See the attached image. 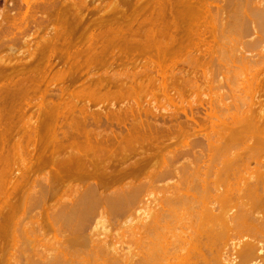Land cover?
Returning <instances> with one entry per match:
<instances>
[{
	"label": "bare ground",
	"instance_id": "1",
	"mask_svg": "<svg viewBox=\"0 0 264 264\" xmlns=\"http://www.w3.org/2000/svg\"><path fill=\"white\" fill-rule=\"evenodd\" d=\"M71 1L76 6L70 5L69 7H71V6L73 8L77 7L78 10H80V11L82 10V8L86 9V7H88V5L86 4V0H71ZM90 1H92L90 4H92L93 0H90ZM119 1L113 0V3L112 2H109V4L106 3L107 9L110 10V13L112 15L109 17H111V18L113 17L114 20L118 17L117 14L119 15V13H121L122 14L121 16H124L125 13L127 12V10L125 12L124 4L127 3L126 1H128V0H126L125 3H123L124 0H121L123 2H119ZM166 1L167 0H165V1L161 0L162 4H163V2L167 3L169 0L167 2ZM58 2H59V0H0V47H2L3 45H6L9 48L8 50H12V52H15V51H13L14 47L15 48L18 47L20 49L26 48V50H25V52H27L26 55H25V52L22 54H24L25 56H29V58H30L31 56H33L32 53L34 50L33 51L31 50L32 52H30L29 47L32 46L33 44L36 45V43H38V44L41 43L40 45H36L37 46L36 49L40 48V49H38V51L42 52L43 50H41V48H44V47H42L43 42H37L36 38H34V36L37 33L33 35V32L39 31L38 29L41 28L42 25L45 27L43 29L46 31L48 30V32H49V30L52 32V30L55 29L56 26L54 27V24L55 23L57 24L58 19H55V17H51L50 15L52 14V10L55 7L56 8H57V6L60 7L58 5L59 4ZM135 2H136V0H135ZM141 2H144V0ZM145 2H146V0H145ZM145 2L143 4L147 3V2L146 3ZM153 2L157 3V6L158 5L160 6V3H159L160 0H154ZM169 2L167 3V6H169L170 4L171 5L169 6V8H167L169 10L167 11V14H165V15H168V18L164 17V19L167 18L168 20H170L169 15H172V13L169 12L170 8L172 9V6H174V4L178 2L180 4V6H178V7L176 6V8L178 10H179V7H181V6L183 7L185 5V7L182 8L183 11H181V8H180L179 14L181 15V13H182L183 14L182 17H183L184 13H185V17L187 16L185 19L189 18L188 19L189 22H188V20L186 22L185 19H184L185 23L182 22L183 19H181L179 16H177L178 10L175 9V7L172 9V10L175 9L173 11V13L175 14V11L177 12V14H175V16L177 18L179 17L178 23L181 19L182 23L181 22L180 23L181 24L187 23V25L181 26V24H178V23H176L174 25L173 24L169 25L170 21H168L167 19H166L167 22L165 20H163L161 17L164 15V13L166 11L162 12V10L164 8L163 9H161V8L167 7L165 5L164 6L161 5L162 6V7L160 6L161 8L158 6L159 8L158 9L156 8V9L159 11H157L155 8L151 9L152 8L151 6H153L154 3L151 6L147 3L146 5H144V7L141 8V10H146V7H147L149 11L148 10H146V11H148V13H149V18L150 17L154 18V21L152 18H151L152 21H150L151 19L149 20V18L145 17L147 20H149L148 24H149V22L150 23L156 22V24L153 23L155 25V27L153 25V28L155 29V31L153 30L152 25H151L150 29H152L153 32H151V30H150V33H148V34H150V36L152 35L151 37H153V39H154V36L157 37V34H159L158 32H160L158 37H160L161 33L164 32V34L162 33V36L164 38H162V36H161L159 39H162V40L164 39L167 41L169 40L171 42H169V41L168 42L172 44L173 43L172 41H174V43H175V40H174L175 38L173 36L174 35L176 36V34H174V32L177 30H175V31H173V33L171 32L169 34V36L171 35L169 37V38H171V40H170V39H167L168 36L166 35L169 33V32L168 33L166 32L168 30V27L173 29V26H174V29H180V27H179V25H180L181 29L183 27H184L183 28L184 30L187 28V30H185V31L180 29V32H179L180 34H182V31H183V36H182V41L184 40V42H183L184 44L182 43L183 47L181 46V41L179 39H177V37H176L177 41L175 44H177V42L179 41L178 46H180V47H178V46L177 47L179 49L183 50V52L180 51L178 48L176 49L174 47V46H176V45H174V43H173L174 46L172 47V45H170L167 41H165V42H167L169 47H171L172 49L174 48L172 50L171 48H169L166 45L164 40L161 43L160 40L151 39L148 34H147L148 37L146 36L147 40L145 39V37H144L145 40L144 39L142 40V43H144V45H142L141 42L138 43V44L142 45V48L140 46H138L141 49H138V47H134L135 49L136 48L138 49V51H137L138 53H141V55H139V56H143V58H145L144 62L142 61V59H143L142 57H141L142 59L138 58L139 56L137 55L138 54L137 52L134 53L132 51L133 55H137V56H135V58L137 57L136 59L140 60L139 64L140 63L142 64V62L144 63V65H142L143 68H147L148 66H146V64L150 63L149 67L151 68V71L153 70L154 74H156L158 72L157 74H159L158 76L160 78L156 77L157 78L156 79L155 75L153 73H152L153 75L150 73L151 72L150 68L149 69L147 68L146 71L143 68H142V70H140L141 65L138 66L140 69L136 68V70H138V71H136L135 70V67H137L136 62L138 63L139 60L137 61L135 58L132 57L133 55L131 53H129L128 50L123 49V48H122V50H124V51L126 50L125 52L124 51L123 52L125 54L128 53V55L133 58L135 67H133L134 64H132L133 60H130L131 57H129V56L126 57V55L121 56L122 54L120 55V52H119L118 57L120 59L119 62L122 61L121 62L122 64H121V63L115 61L118 59L115 58V60H114V57H116V55L114 53H111L112 51L111 52L109 51V53L114 54L113 58L111 55L110 61L112 60V62L115 61V63H117V64L119 63V65L114 63L115 65H117V67L120 65H121L120 67H122V66L126 67L129 65L128 68H129V70H131V73L129 75H127L129 73V70L127 67H126L127 68L126 72H125L126 68L124 69V71H122L123 70L122 69L120 72H116V73L123 74L122 72L127 73V71H128L127 74H124L125 78H123L124 75H123V77L119 74L117 75L115 73V70L113 69L114 67H112L113 73L116 74L118 76V78L121 76L120 79H122V80L124 79V81H125V82L123 81V83H121L122 85H119L122 80L120 81V79H119V82H118L115 79L116 76L111 75L112 73L111 74L109 73V75H111L112 77L114 76L113 79L116 80L115 84L119 85L118 88H114V89H112V87H110L113 91L111 89L110 90L114 93L115 96H113L112 92L108 93V91H109L108 88H106L107 89L106 90L104 87V84L106 85V83L109 82L108 80H111V77L109 75L108 76L106 75V77L107 78L109 77V79H107V81H105L106 83L104 82V80H106V77H105V75H104V77H102L101 75L105 74V72H102V74H101V72L97 71L101 74L100 75L98 73L101 76V78L99 77L100 79H98V77L95 76L97 79L95 78L96 81L93 80V84L89 82L88 77H87L88 79L86 78V81H88L90 83L89 87L92 84L89 92L90 93L92 92V95L90 96V98L93 102H99L101 99H103V98L96 99V96L101 95L104 97L103 92L105 90V91H107L105 95H107V93H108V96L112 95L113 99H114V97L115 98L119 97L116 101L117 104L119 102H121V101H118L120 99L122 101L123 100L127 101L128 104L130 101L131 106L129 105V107H128L127 102L123 101V103H120L121 105L116 104L118 107H120V108H117L116 106H114L115 103L112 104V101L110 100L112 98L110 96L109 97L110 99L105 97V99H103V100H105V101L110 100L111 103H109L110 101H108V103L110 105L112 104L116 110L112 109L113 108L112 105L111 106L108 105L110 107H108V106L107 107L112 109V110L109 109L110 110L109 112L107 111L108 109L107 110L105 109V111H106V113H105V112H103V110H104L103 109L102 110L103 113H102L101 109H100V111L98 109L97 111L96 110L91 111V113L90 112L86 113V111H85V115H84V109L83 108H85V107L83 106V108L79 107V111H80V108H81V110L83 109L82 111H80L83 116H81L80 113H77L78 115L80 114V116H78L75 112V109H77V107L79 105L74 104V106H73V104H72V107L70 105H68V104L74 103L73 101H74V99H76V96L74 94H72L75 96V98L73 99L72 102H70L68 104L66 103L65 107H67V108L63 107L62 110L64 111L67 109L65 111V113L66 112L70 113V111H68V110H71L73 108L74 111L71 110V112H73L72 113L73 116L75 114L76 115L75 117H79V118H76V119H75V117L72 118V114H70V117H71L70 118L68 113H66L68 115V116L67 115L66 116L68 118H70L69 119L70 121L68 122V119L64 120L65 117L59 116V115H61V113H62V115L64 114V116H65V113L63 111L61 112V108L60 107L58 108V105H57V107H55L56 109L52 107L55 110V111H53V109H52V111L55 113L58 112L57 113L58 116L55 113H53L51 110L48 113V109H47V114L50 115V113L52 112L51 117L56 118V116H57L56 119L52 118V120L54 122H55V120L57 121V119L60 117L62 120L58 119L59 123L63 122V124H64V122L66 121L65 124L67 123V125L64 124L65 125L64 127L66 128V126H67V128L65 130H61V128L63 127V126L61 127V125H63V124H61V123L58 124V122H56V124H54L53 121L50 122V119L49 120L46 119L47 115H46V102H45L46 98L45 97H46V94H48L46 91L47 88H45L46 86H44L43 88L39 87V85L41 86V84L45 83L44 79H46V77L44 78V76H46V73L44 76L42 74H40L43 77L39 76L40 79L44 78L42 80L44 83L43 82L41 83L40 81H39L40 83H37L38 82L37 81L36 82L37 84H36L35 81L34 82L32 81V79L34 78V77H32L31 80L28 79L29 80L28 82L22 81L23 83H20L17 85L14 83V82H17L15 80L13 83L17 86L16 88L14 87L13 83L7 82L8 84H12L14 88L12 87L10 89V87H11V85H10V87H8V90H6L7 87L5 85V92H6L7 97L5 98V96H4L3 99H5V100L7 99V102H6V104L4 103V105L6 107H8L9 110H11V107L14 105L12 103H16L15 102L16 99L18 100V98H21L19 100H22V102H23V99L25 100V98L27 96L29 98V92H30L29 90H37L38 93L33 92V94L34 93H35V95L38 94L39 96L38 95L37 96L40 98L36 97L37 99H39V100H37V102L38 101L39 102L36 103L37 106L36 105L33 106V105H31V103H29L30 101L29 102L26 101L25 103H26L27 107H25V110H22L23 111V113L21 112L22 115L19 113V111H21V110L18 111V113L21 116L20 117L19 115H17V117L18 116L20 117V119L18 118L19 122L21 120L23 122L21 121L20 124H18L19 126L14 124V126H16L17 128H15L13 126V122L15 123L16 121L15 120L13 121L12 115H10L12 111L10 112V111L6 110V111H8L7 112L8 115L6 117H4L6 125L2 129H4L6 127L4 129V131L6 133H8V132L11 133L12 132L11 130L14 128V130H13V131H15L14 134L12 132L10 135L13 134L15 136V135L19 134L16 138L17 141H15V143L12 142V140L15 139V137L13 135H12L13 139L10 137L9 138L7 137L8 138L7 139L4 136L5 132L2 129H0L2 132H4V133H2V138H1V134H0V139H3L5 137L4 139L11 140V142L14 143V144H12L10 141H6L3 139L4 142L6 141L5 142L6 146H7L8 142L11 144H8V146H7L8 148L3 147L4 143H2V145H1L2 147L0 146V264H264V45H263V43H264V0H188V1L187 0H184V1L173 0L172 3L170 2V4H169ZM188 2H190V3H188ZM70 3L71 2H69L68 4H70ZM150 3H152V0ZM178 3L175 5H178ZM213 3H215L214 7L211 6ZM128 4H130V3L128 2ZM187 4H189V5H187ZM101 5H103V4H101ZM134 5H136V4H134ZM98 6H97V8H99ZM141 6H142V3H141ZM155 6H156V4H155ZM187 6H189V7H187ZM66 7L68 8V6H66ZM136 7H138V6H136ZM149 7H150V9H149ZM77 8L75 9L76 11H77ZM150 10L153 11V13H152L153 15H150L151 14L150 12H152ZM164 10H166V9H164ZM72 11H73V9H72ZM80 11H78V12H80ZM156 11H157V13L155 14ZM103 12H104V10H103ZM76 13L77 12H74V15ZM83 14H79V15H81V17H82ZM143 14H147V12H144ZM154 14H155V16H154ZM186 14H188V15H186ZM49 16L51 17V19L54 18V20L57 21L54 24L53 23L50 24V25L53 24L52 25L53 27L51 26L53 29L51 27H50V29H48L49 28L48 26H50L49 22L52 21L51 19L49 21V18H50ZM175 16L174 17H173V15L171 16V18L174 20L173 21L174 23H175V20L177 19ZM136 17H138V16H136ZM82 18H81V20H82ZM113 18L111 19L112 20L111 23H117L118 20L116 19L115 20L116 22H114ZM174 18H176V19H174ZM119 19L121 21V18H119ZM131 19L134 20L132 17H130V20ZM146 19H144V17H143V20H141V21H144L143 22L144 24L141 22L142 23V24L140 23L141 26L145 25ZM161 19L163 20L164 26H162L163 24H161L162 23ZM172 19H171V21H172ZM200 19L201 20L203 19V21L201 23L199 22V21H201ZM156 20H158V21H156ZM120 21H118V22H120ZM125 21L127 22V20H125ZM136 21H138V20H136ZM159 21H161V22H159ZM90 22H93V21H90ZM45 23L48 24V26L44 25ZM122 23H124V22H121V24ZM132 23H133V21H132ZM136 23H138V22H136ZM166 23H168V24H166ZM88 24H89V22H88ZM121 24H120V26L118 25V29L120 28L119 30L123 31V29H125L124 31L126 33L132 32L131 30L128 31L129 29L123 27ZM160 24H161L162 30L164 29V31L160 30L161 28L158 29V27H156L157 25L160 27ZM62 26H65V25H63V23H62ZM121 26L123 27V29ZM149 26H150V24L148 26L145 25L144 26L145 29H144V27H141L142 28L141 30L142 31H143V29L145 31H146V29L149 30ZM187 26L191 27L192 31H189L190 28H188ZM69 28L71 29L72 27H69ZM69 28H68V30H69ZM131 28L132 27L130 26V29ZM138 28H139V26H138ZM156 28L159 30L158 32L156 31L157 30ZM33 29H35V30L33 31ZM56 29H57V27H56ZM107 29L110 30V28H107ZM114 29L112 30L113 37L111 36L112 33H110V35H108L109 34L108 33L107 34L108 36H106V38H107L106 41L107 42L111 41L113 43V45H115V42L113 41V39H114L115 41H117L116 47L118 48L119 47V46H117V45H119L118 40L122 39L121 37L123 34L120 35L121 37H119L117 32H119V33H121V32L116 31V27ZM91 31H90V33H91ZM104 31H106V30L104 29ZM137 31L135 33H137ZM142 31H141V33H142ZM169 31H172V30L169 29ZM54 32L52 34L57 35L55 33H57L58 31H56L55 33ZM61 32L63 33V31H61ZM61 32H60V34L58 33V35H61ZM109 32H111V31H109ZM185 32L188 33L190 36L187 35ZM29 33H31V34H29ZM102 33H104V32H101L100 34H102ZM135 33H132V34H135ZM153 33L154 34L156 33V35H153ZM230 33L237 35L239 37V39H241L242 44H244L243 49H242L243 51L239 50L238 53H234L235 51H231V52L226 51L227 53L225 52L226 54H224L219 50L221 48H219V49L217 48V47H219L218 42H220V40L225 38V36L230 34ZM114 34H117L119 38L117 37L118 38L117 39ZM180 34L177 36L180 37ZM32 35H33L34 39L31 37ZM39 35H37V36L39 37ZM54 35H49V36H54ZM129 35L130 34L128 33L127 36H129ZM165 35H166V37H165ZM185 35H187L186 37L189 36V38H186V37L185 38H186V40L189 39L188 40L189 43H193V46H194L193 47V46H191V44L190 45L187 44V45H189V48H190V46L193 47L194 50H196V52L197 51L202 52V55L206 54L208 56V54H209L208 58L211 57V59H208L206 55H203L201 57V53H199V55H198L200 58L197 57V53L193 52L194 50L192 48H190V49H192L191 52H193L194 55L193 54L191 55V52H190V54H184V50H188V51L190 50V49L186 48L187 42L185 41V39H183ZM109 36H111L112 39ZM134 36H139V35L135 34ZM208 36L210 39L206 38ZM44 37H42L43 41L46 40V37L45 38ZM47 37H48V35H47ZM60 37L63 38V34ZM60 37L59 36L53 37L55 39L59 38L58 41L55 39L53 40L55 42V44H58L57 42H59ZM132 37H133V35H130V39H129V37L128 38L126 37V40H131ZM191 37L192 38L194 37L196 40L192 39ZM49 38L50 37H48V39ZM51 38H50V40H51ZM74 38L75 37H73V39ZM93 38H94L93 35L91 38H87V39H92V41H93V42L91 41L92 42L91 43L88 40V42H89L88 44L89 45L91 44L90 45L91 47L89 46L91 49L93 47L92 45L94 44ZM133 38H135V37H133ZM138 38H140V36ZM138 38L137 39L135 38V40L134 39H132V40L136 41V40H138ZM48 39H47V41H48ZM102 39H103V37H102ZM123 39L125 40V38H123ZM122 40L120 41V43L122 42ZM124 40H123L124 44L127 45L126 44L127 41H124ZM191 40H195V41L190 42ZM76 41L77 40L75 39V42ZM102 41L99 45L100 48L97 44L100 41L95 42V44H94L95 48L97 50V53H100L99 56L104 55V51L98 52L99 50L97 49V47L100 50L107 48V47H104V45H103L106 42L104 41L105 43L104 42L102 43ZM144 41H147V42H144ZM149 41L154 45H151V43ZM45 42L43 43V46H44ZM63 42H64V40H63ZM66 42H69V41L65 40L64 43H66ZM155 42H157V44ZM158 42L161 44H158ZM210 42H212V43H210ZM213 42L216 45L218 44V46L215 45L216 46L215 47ZM47 43H49V42H47ZM47 43H46V45H47ZM53 43L50 42V44H52L54 46ZM60 43L62 44V42H59V45H60ZM148 43L150 44V46H152L151 47L152 49L155 48L154 52H153L154 54L152 55L155 58L154 60L152 59L153 57H151V55H150V54H152V52H149V50L151 51V48L147 46V45H149ZM81 44H82V42H81ZM96 44H97V47H96ZM101 44L103 46H101ZM108 44L110 46L112 45L110 43H108ZM212 44L214 46L213 49L211 48ZM164 45H165L166 49H164V47H163ZM34 46H32L31 49L35 48ZM47 46H49V44ZM50 46L48 48H50ZM67 46H68V44H67ZM86 47L88 48L87 49L88 51H94V49H95L93 47L92 50L91 49L89 50V47L85 46V49H86ZM116 47H114V48L116 49ZM167 47L169 49H171L172 51L167 50L168 49ZM181 47L184 49H182ZM48 48H47V50L52 49V48L51 49H48ZM67 48L65 47L64 49L62 48L63 50L62 49H60V50H62V53H64V50L66 51ZM134 48H133V50H134ZM144 48L146 50H147V48L149 49V50H147L148 53ZM215 48L218 49L217 53H215L217 51ZM259 48H260V50H258ZM53 49L54 50H52V51H55V49L58 50L59 48H53ZM142 49H144V50H142ZM96 50L94 53H96ZM104 50L106 51V49H104ZM109 50H111V48ZM117 50L121 51V53H122L121 47H119V49H117ZM141 50H142V52H141ZM178 50L181 52V54L183 53L184 55L180 54L181 57L178 56V54H179ZM213 50L214 51L216 50L215 52H213V54L217 55V56L214 55V56H216L215 58H214V56H212ZM256 50H258L259 52L253 53ZM22 51H24V50H22ZM113 51H114V49H113ZM143 51H144V53H143ZM170 51L172 52V55H173V53L176 54V51H178V52H177L176 56L170 55L171 56L170 57V56H168ZM185 52H187V51H185ZM10 53L11 52H9V55L12 54V53L11 54ZM56 53H58V52H56ZM69 53H68V55H69ZM73 53H76V52H73ZM18 54H20V53H18ZM44 54L42 56V59H45V58H43ZM222 54H224L225 60L227 61V63L223 66L220 65V61H219V58L222 57ZM13 55H14V53H13ZM66 55L67 54L64 53L63 56H65L67 58L68 55L67 56ZM74 55L77 56V54H74ZM186 55H188L189 57L191 56L190 57L191 60H189V57H188V59H186L187 58ZM46 56H47V54H46ZM69 56H68V58H69ZM71 56H73V55H71ZM86 56L89 57V55H86ZM107 56L109 57V55H107ZM120 56L123 57V59H125V57L128 58L127 61H129L131 63L127 64L128 62L126 63V60H124L125 62H123V60L120 58ZM177 56L180 59L183 57L182 60H178ZM184 56H186L185 59L188 62L184 59ZM2 57H4V59L8 58L6 56H2ZM61 57H59V58H61ZM88 57H87L86 61L87 60L91 61V63L88 64L87 66L91 65L94 62L93 60L90 59L91 57H89L90 60L88 59ZM163 57H169V59L170 58H172V59L176 58V60H178V61H182L183 63L185 62L186 65L182 63L184 65V67L182 66V68H184L183 70L179 66L181 64L178 65L180 67L179 70H182L184 73V70L185 71L187 70V68H185V67L186 66L188 67V65H189L190 68L188 67L189 69L187 71H189L194 77L197 76L203 70L207 69L206 67L209 66L208 71L205 70L206 72L203 71V73H201L203 75V78H202V76L200 77L199 75L198 76L200 78L198 76L195 78H193V77L190 78L189 76L186 75V73H184L185 74L184 75L182 73V71H181V73H178V72H177V74L174 73V74H176V77H175V75L171 73V70L173 71L174 70L173 66L175 67L176 64H178L179 62L176 63L175 65L172 66V69L169 68V71L172 74V76L174 75V78L172 77L170 79L171 83L173 84V82H174L175 85H177V83H178V86H180L179 80L181 81V79H183V78H184V80H182L181 84L187 83L186 84L187 86L190 83L195 82L198 79H200V80H198V83H199V81H201V78L205 79V81L202 80L203 84H204V82H205V84L208 82V86H211V84L215 78H219V77L226 78L225 74H228V73L231 74L232 72H234L235 69H238V71H240V74L236 75V76L240 77L241 82L239 83V85H237L238 90L235 89L237 92L233 89V92L235 91L233 93L230 88L229 89L231 90V93H233V95L231 93H228V92H230V90L228 92H226L229 95L228 96L229 98H231L233 96L232 100L235 102L234 103L231 102L229 104H224V103L223 104H219V103L217 104L216 101L215 102L213 101V103H214L213 104L212 99L209 100L210 102L208 101L205 103L202 101L200 102V100H199L198 104L197 105L195 104L196 105L195 109L193 108L192 105H190L188 103V107L190 106L189 108L187 107L188 110H186L185 107L183 108V105L181 104L182 107L181 106H180L181 108L179 107L181 109V110L179 109V111H181L180 113H182L183 116L185 117V120H186L185 123L178 121V120L177 121L175 120L176 119L175 116L178 115L176 113H175V116L174 115L172 116V114L171 115L169 114L170 116H168V114L165 115L168 117H174V120L176 121V125L178 126L177 127L175 125V127L177 128L178 131L180 130V132H181L185 127V126L183 127V125H186L189 128L188 132L190 130H191V132H189L185 137H183L177 143H174L173 146H171L172 150L170 148L166 147L167 148L166 151L168 150L167 151L168 153L165 151L166 154L168 155L169 152H170V154H169V156H167V158H165V157L161 158L160 157L159 160H161V159L162 160L159 162H155L158 165L153 163V162H149V163H153V165L152 164L151 165L155 168L156 171H153L154 169L150 165H148V164L145 165L148 168L150 166L153 170L151 169L152 171L150 174L148 172V169H147V172L151 176L148 174H145L146 176L148 175L147 178L145 177L146 179L145 178L143 179V177H142L143 180L140 178V180H141L140 181L139 177L141 175L138 177V180L141 184H137L138 182L135 183V181H133V180L129 181V182H131L132 185L128 184L129 183L128 180H130L129 176H131L130 175L131 173L130 174L128 173L129 175L127 174L128 180H126V181L125 180H123V181L118 180L119 183L121 181L124 182V184H121L122 183L121 182L120 183L121 185H118L119 183L118 184L116 183L119 187L122 186L120 189L118 187V191H120V192H118L116 189L117 185H115V187L113 185V188H115V189H112V188H110L112 186V185H110L111 182H107V183H109V185L105 184L106 182L105 183L99 182V180L102 178H100L98 180V182H95L97 175H98L97 173H96L97 175L94 174L95 171H100V169L101 170L104 169L103 167L107 168L106 165L104 166L103 164H100V162L101 161L104 162L103 160H106L104 162V164L108 165V163H109L108 159H110V157L115 158L116 155H119V156L121 155V157H122L123 153H124V155H123L124 158L125 157L128 158L129 155L133 154V152L137 151V149H135V151H134L133 147L128 148L131 145L126 144L128 142L127 140L130 141V139H132V137H133L132 140L135 141V143H137V142H139L137 140V138L143 137V140H146L148 138V141H149L150 137H147V136H149L150 133L152 134V132L150 131V126L152 124L154 125V122L156 123V120L160 119V117L162 119L161 121H164V117H163L164 113L159 114V116H160L159 117V116H157L158 112H155L156 114L152 113V111L154 112V110H155V109L152 110V108H151V110H149L150 111L149 115L151 116V114H152V119H150L151 117H149V119L150 120L154 119L153 120L154 122H151L149 119H147V120L145 119L146 121L143 120L144 118H148V116H147L148 114H146V112L144 113L145 115L141 114V113H143L141 111H144L143 110L144 107H143V109L140 107V104L142 102L141 99L143 97V92H144V91L142 92V90H146L147 91V92L145 91L146 94H148V96L150 97L148 99H147V97H143L144 99H142V100H145V98H146L145 102H147V104H150L149 101L152 98L151 103H154L153 105L156 106V105H158L157 104L158 103L157 99L159 97L158 93H159V95H163L165 92L168 95V93L172 92V90H173V93L171 94L172 96L168 95L166 98V94H164L163 98L165 96L164 99H167V100L169 99V101H171V99H175L174 97L178 96V98L180 100L182 99V101H183V99H184V101H186L185 100V98H187L186 96H185V98L180 97L183 93L182 90H184V89L190 90V87L192 88V86L197 83V82L192 83V85L190 84L187 88L185 87L186 86L185 84H184L185 86L181 87V88H179L177 86L178 87L177 89L175 88L176 86L174 87V85H173V87H171L172 84H171V86L169 84H166V81L168 83H170V81L168 79H166V81H164V80H165V78H168V77L170 78L171 74H168L167 71L166 72L164 71V70H167L166 68H168V67H166V68L163 67L164 65L169 64V61L167 64H164V65L161 64L162 63V61H161V63H160L161 67H160V64H158L160 62V60L164 59ZM0 58H1V56H0ZM9 58H10V56H9ZM51 58H53V57H51ZM64 58L62 57L61 59H64ZM66 58H65V60H68V58L67 59ZM72 58L75 59L76 57H72ZM83 58H86V57H83ZM83 58L81 57V59H83ZM201 58H205L208 61H206L205 59H204L205 61L204 60L202 61ZM10 59H12V58H10ZM25 59H26V57H25ZM42 59H40V60L42 61ZM46 59H47V57H46ZM104 59L102 57V60L104 61L102 63H106V65H107L108 59H107V61H106V59L105 60ZM183 59L185 61H183ZM198 59H200V60L198 61ZM23 60H24V58H23ZM158 60H159V62H156ZM173 60H174L173 63L170 61L172 64H174V62H177V61H175V59H173ZM1 61H3V59ZM31 61L32 60H30V63H31ZM69 61H70V58H69ZM86 61L85 62L83 61V63L85 64L88 62V61L87 62ZM110 61H108L109 67H111L113 65L112 64L110 66V64H111ZM147 61L148 62L150 61V62L147 63ZM151 61L154 64H156L155 67L157 66V71H156V68L154 67L156 73L152 67L154 64L152 65ZM200 61L203 62L202 65L204 64V62H205V64H206V62H207V64H209V63L210 64L209 65L206 64V66L203 68L200 65L201 64ZM60 62L65 63L64 60H60ZM97 62H99V61H97ZM197 62H199L200 64ZM1 63H0V65H1ZM24 63H25V61H24ZM33 63H34V61H33ZM63 63H62V65H63ZM70 63H72V62H70ZM124 63H126V64H124ZM9 64L12 65L11 63H9ZM46 64L44 66H46ZM59 64H61V63H59ZM198 64H199V66H198ZM42 65H43V63H42ZM68 65H70V64H68ZM106 65L104 64V67ZM169 65L171 67V64H169ZM3 66H4V63H3ZM72 66H73V64H72ZM78 66L80 67L79 64H78ZM92 66L93 65H91V67ZM6 67H7V65H6ZM15 67H17V65ZM30 67H31V65H30ZM30 67H28V68H30ZM34 67H32V68H34ZM38 67H40V66H38ZM47 67H48V65H47ZM117 67H115V68H117ZM130 67L134 68V69H130ZM197 67H200L201 69L203 68V70L200 71V68H199L200 72L198 73ZM1 68H5V67H1ZM24 68L26 69V67H24ZM41 68L44 69L43 66H41ZM48 68H50V67H48ZM97 68H99V67H97ZM161 68H165V69L161 70ZM20 69H21V67H20ZM53 69L54 68H52V70ZM67 69H68V67H66V70ZM88 69H89V67H88ZM107 69H108V67H107ZM14 70H15V68H14ZM84 70H85V68H84ZM105 70H106V68H105ZM118 70H119V68H118ZM132 70H133V72H132ZM148 70L150 72H148ZM10 71H11V69H10ZM25 71H27V70H25ZM40 71H41V69H40ZM92 71L90 69V72H92ZM101 71H103V70H101ZM139 71L149 73L150 79L146 77L147 74H145V73H143V76L145 74V77H143L141 75L142 73H139ZM175 71H176V69H175ZM80 72H82V71H80ZM80 72H79V74H80ZM86 72L84 75H86ZM189 72H187V73L190 74ZM39 73H42V71ZM133 73H136V74H133ZM165 73H167L168 76H167V74L165 75ZM27 74L25 75V77L27 76ZM60 74H61V71H60ZM98 74H96V75H98ZM28 75H30V74H28ZM63 75H64V73H63ZM92 75H94V74H92ZM136 75L138 77L140 76L141 78L139 77V79H135L137 77ZM151 75H152V79L154 78L155 80H157L158 83H159V80L161 79L162 84H161V81H160V84L151 83V82H153V81H151L152 80ZM177 75H179V76L177 77ZM182 75H184V76H182ZM54 76H55V74H54ZM25 77H24V79H25ZM35 78L37 79V77H35ZM39 78L37 80H40ZM57 78H58V76H57ZM68 78H70V77L68 76ZM142 78H144V79H142ZM178 78H179V80L177 81L176 79H178ZM185 78L186 79L188 78V79L185 81ZM54 79H55V77H54ZM90 79H91V77H90ZM125 79L128 80L129 82L126 81ZM148 79L151 82H148L149 81ZM189 79H191L193 81H191ZM194 79H195V81H194ZM12 80H13V78H12ZM62 80H63V78H62ZM81 80H83V78ZM99 80H101V83L102 82H104V83L99 85L98 84ZM138 80H139V82L144 80V82H142V83L143 84L145 83L146 85H147V82L150 83L151 85L150 84H148V85L151 88L153 87L152 84L154 86L158 85V87L155 86L151 89L147 85V87H148V89H147L146 87H144L145 84L143 85V84H141V82L139 84L135 83V82H138ZM155 80H154V82H155ZM50 81H51V78H50ZM164 82H165V84H164ZM32 83H35L36 85H34ZM46 83H48V82H46ZM51 83L52 82H50V85H51ZM53 83H54V81H53ZM99 83H100V81H99ZM126 83L131 84V86L133 84V86L131 87L129 85L130 87L126 88V87H128L127 86L128 84H126ZM123 84L126 86H124ZM135 84H136V86L138 85V87H135L134 86ZM80 85H82V84H80ZM160 85L163 87V93L159 89V87H161ZM165 85H167V87ZM168 85L171 88H169ZM32 86H33V88H31ZM34 86H36V88L37 87L40 88V90L36 89ZM65 86H66V84H65ZM93 86L95 87V90H97L96 86L97 87L101 86V88L98 87V90H99L98 93L95 90H92ZM106 86L109 87V84H107ZM112 86H113V84H112ZM49 87L51 88V86H49ZM75 87H76V85H75ZM103 87H104V90H103ZM78 88H80V87H78ZM130 88L131 89L133 88L132 92H131ZM137 88H138V90L140 88L142 93H139L140 90L138 92ZM149 88L151 89L152 95L155 97V95L157 94L158 97L156 96L154 98L150 94ZM173 88L175 89V91L177 93L174 92ZM196 88H199V87H197L195 85L194 89L192 88V90H190V91H193ZM42 89H43V92H42ZM68 89H70V88H68ZM85 89H86V87H85ZM100 89H102V90H100ZM116 89H118L117 91H119V92H117L118 94L116 92H114ZM165 89H167V90L172 89V90L167 91ZM180 89H182V90H180ZM64 90H67V89H64ZM134 90H137V94H135L136 91L134 92ZM156 90H157V92L160 91L161 94H160V92L157 93ZM62 91H63V89H62ZM75 91H74V93H75ZM84 91H87V90H83V92ZM93 91H95V92L93 93ZM100 91L103 94H100L101 93ZM152 91H155V92H152ZM185 91L186 90H184V93H186ZM190 91H188V92L190 93ZM55 92H57V91H55ZM66 92H68V91H66ZM79 92H76V93H79ZM89 92L86 93L87 95H85V97H89V95H90ZM95 93H97L99 95L95 96ZM129 93H131V94L128 96V98H126L127 97L126 95H128ZM138 93H139V95H138ZM174 93L176 95H173ZM184 93L182 96H184ZM189 93L187 95H189ZM226 93H223V94L225 95ZM25 94L27 96H25ZM66 94H68V93H66ZM132 94H133V96H132ZM140 94H142V95H140ZM55 95H56V93H55ZM55 95H54V97H55ZM58 95H59V93H58ZM63 95L65 96V94H63ZM136 95H138V96H136ZM31 96H33V95H31ZM144 96H145V93H144ZM49 97H51V96H49ZM68 97H69V95H68ZM94 97L97 101H95V99L94 100L92 99ZM132 97H133V100H131ZM134 97H136V98L134 99ZM137 97H139L138 99H140V97H141V99L139 100L140 102L137 101L138 100ZM215 97H217V96H215ZM220 97H221V94H220ZM220 97H219V101L222 100V99H220ZM234 97H235V99H234ZM32 98H34V96ZM72 98H73V96H72ZM90 98H87L88 102L91 101ZM97 98H99V97H97ZM124 98H126V100ZM129 98H130V100H129ZM178 98H176V99H178ZM79 99H80V97H78V100ZM82 99L84 100V98H82ZM27 100H29V99H27ZM58 101H57V103H58ZM61 101H62V99H61ZM69 101H71V99H69ZM87 101L86 102L83 101V102H85L87 104ZM92 101H91V103H92ZM102 101H101V103H102ZM152 101H155V102H152ZM175 101H173L172 103L170 102V103L173 104ZM236 101H237V103H236ZM2 102H4V100ZM65 102H67V101H65ZM113 102H114V100H113ZM60 103L61 102H59V105H60ZM91 103H90V105H91ZM134 103H135V106L137 105V103L139 104L138 106H136V108H138L137 111L134 108L135 106L133 107ZM17 104L18 103H16V105ZM33 104H35V103H33ZM48 104L47 105L50 108L51 103H48ZM53 104H55V103H53ZM88 104H87V106H88ZM123 104L125 105L124 108H123ZM1 105H2V103H1ZM44 105H45V107H44ZM63 105H65L64 102H63ZM82 105L83 104H81V106ZM106 105H104V106H106ZM151 105H147V106H151ZM214 105H216L217 108L219 107L220 109L222 107L221 110H223L224 113H221L220 115L218 113H216V115L218 114L216 116L214 113L215 112L214 109H216V106H214ZM220 105H222V106L220 107ZM24 106L25 105L23 102L22 107H24ZM29 106H33L34 108L36 106L37 108H39L37 110V112H39V113H37L39 117L38 116L36 117L38 119L37 120L38 122L36 121L37 124L35 122L33 123L36 125H32L30 122L32 119L31 115H33V114H31V110H30V108H28ZM68 106H70V107H68ZM13 107L15 109V106H13ZM91 107L92 106H90V108ZM97 107H99V106H97ZM139 107L141 108L140 109L141 111L139 110ZM3 108H5V107H3ZM19 108L20 107H18V109ZM88 108L87 109L85 108V110H88ZM122 108H123V110H122ZM148 108L150 109V107H148ZM44 109H45V115L46 116L44 115ZM59 109H60V111H59ZM33 110H35V109H33ZM39 110H41V111H39ZM56 110H57V112H56ZM114 110L116 112H114ZM221 110L219 111V113L222 112ZM146 111H147V113L149 112L147 109H146ZM217 111H218V109H217ZM14 112H16V110ZM33 112H35V111H33ZM59 112H61V113H59ZM41 113H43L42 115H44V116L40 117ZM177 113H179V112H177ZM200 113H202L201 117L199 116ZM14 114L16 115V113H14ZM14 114H13V116H14ZM53 114H54V116H53ZM222 114H224L223 117H222ZM141 115L144 116L143 119L141 118ZM219 116H221L222 118ZM2 117H3V114L0 113V122L3 120ZM17 117H15V118L17 119ZM48 117H50V116H48ZM212 118H215L217 123L214 122V119L212 121ZM177 119H179V115H178ZM200 119H202L201 123L199 122ZM142 120L146 123L145 125H144ZM172 120H170L168 122L166 121V123H169ZM71 121H73V122L70 123ZM133 121H136V125H133L134 124ZM205 121L208 122V126L210 123L209 127H205V125H204L206 123ZM49 122L52 124H50ZM17 123H18V121H17ZM48 123H49V127L47 125ZM141 123L145 126L144 128L141 126ZM166 123L164 122V125ZM51 125H52V127H51ZM56 125L58 126L60 131H59V129H58V131H57V129H55V128H57ZM127 125H129V127ZM53 126L54 127L56 126V127L54 129H52ZM201 126H203L204 128ZM18 127H21V130H19ZM47 127L49 129H47ZM114 127L117 128L116 130H118V129L122 130L123 129L122 136L119 135L121 133V130H120L119 134H117L118 131L116 132ZM141 127H142L143 131L140 130L142 132H139V129ZM145 128H147L149 130V132L147 131L149 134L146 133V134H148L146 136H145V133H143L144 130H146ZM152 128H153V126H152ZM158 128H157V130H158ZM180 128H182V129H180ZM51 129L53 131L54 130L57 131L58 134L60 132H62V133H60L62 135L61 137H62L63 141H66V143L61 144L64 142L61 141L62 139L58 138V137H60V135L58 137L53 135L54 132ZM95 129H100V130L104 131L106 134H108L111 131L110 134L115 133L117 135L112 134L113 136L111 138V135H105L104 136L101 134L102 133L101 131H100L101 133L96 132ZM106 129H108L110 131H107ZM17 130H18V132L16 133ZM48 130H50V132L53 133V134L51 133L52 137H51L50 132ZM92 130H93V132H92ZM165 130L164 131L167 133L168 130L167 129H165ZM124 131H126L125 135L127 134L128 137H123V136H125ZM94 132H96V133H94ZM156 132H158V131H156ZM156 132H153V134ZM163 132L157 133L158 134L157 136H160V138H158L159 140L162 137L164 138L166 135L170 134L169 133V134L165 135V132L164 133ZM138 133H141L142 136H139ZM160 133H161V135H160ZM48 134H49V136H48ZM134 134H137L136 139H134L135 138ZM8 135H6V136H8ZM45 135L47 136V138ZM53 136L57 139V142L59 140V141H61V143L58 142L59 143L58 144L57 142H54V141H56V139L52 142V140L54 139ZM117 136L120 138L121 137L126 138L127 140L126 139L124 140L123 138L122 139L119 138L118 140H121V143L123 142V144H121L120 141L118 142ZM18 137H19V139H18ZM48 137H51V138L48 139ZM145 137H146V139H144ZM166 137L164 139H168V136H166ZM80 138H83V139L80 140ZM140 138H139V140H140ZM46 139H48V140L51 139V141H50L51 143H47L48 140L46 141ZM111 139H113L115 143L117 141L116 145H118L117 146L118 148L114 149V151L117 150V152H118V149H121V147H123V145H126V146H124L125 149L122 148V151L124 149L123 153L121 152V150H119L118 154H116V152H115L116 155L114 154L115 156L114 157L112 156L113 152H114L112 150V148H115L116 146L112 147L113 142H111ZM151 139L154 141L152 135H151L150 140ZM3 140H2V142H3ZM122 140H124V141H122ZM21 141H24V142H21ZM79 141L80 142L83 141L84 144H81ZM125 141H127V142L125 143ZM141 141H142V139H141ZM0 142H1V140H0ZM145 142H147V140ZM22 143H24V144H22ZM32 143H34L35 145L33 144V146H32ZM53 143H55L54 147L56 145V149L58 147H60V144H61V146L68 144L66 146L71 147V148H69V151H68L69 153L67 154L68 149L64 146L58 148L61 150L64 148V149H66V152L63 149L65 154L63 155V159H62V157L60 158L62 151L61 152L59 151L60 152V153L58 152L59 153V155H58L59 159H57L55 161V159L57 158V156L55 157V155H57L58 149L56 150L54 147H52ZM118 143H120V144H118ZM149 143H151V142L149 141ZM47 144L50 146H48ZM9 145H10V147H9ZM46 145H47L48 152H45L46 151L45 150ZM168 145H166V146H168ZM170 145H172V144H170ZM170 145L168 147H170ZM28 146H29V148L33 147V148H31L32 151H31V149L28 148ZM4 148H6V149H4ZM50 149H52L53 151L55 149V151L52 152V150L50 151ZM129 149H131V151ZM132 150H133V152H132ZM127 151H128L129 155L125 156V152H127ZM143 151H146V148ZM49 152L53 153V155ZM120 152H121V154H119ZM137 152H135V154ZM139 152H141V151H139ZM47 153H49V155H52V156L48 155V157H50V160L46 159L44 156V154L47 155ZM54 153H56V154L54 155ZM32 154H34V155H32ZM35 154H37V155L35 156ZM109 154H110V157H109ZM137 154H140V153H137ZM166 154H164V155H166ZM105 155L106 156L108 155V156L106 157ZM164 155H162V156H164ZM89 156H90V158H89ZM188 156L189 157L191 156L192 161L185 162L184 160H186V159H184V158L187 157V159H188L189 158ZM32 157H34V158H32ZM53 157H55V158L52 159ZM101 157L106 158V159H101ZM121 157H119V158H118V156L116 157L118 159V161L121 160L119 162L116 160H113V161H115V163L117 162V164L120 163L119 168L117 166L118 171H119V169L122 171V167H124L125 165H128L126 167H129L132 164V162H129L127 164V162H126L127 159L125 161L123 160L124 162L122 163L123 157L122 158ZM35 158H36L38 163L35 161ZM93 158L97 159L98 161L95 160V163H93L94 162ZM31 159L32 160L34 159V162H32ZM92 160H93V162H92ZM46 161L50 162L49 163L50 165L47 164L48 165L47 166L48 172H50L49 169L55 167V169L53 170V173L50 172L51 174H49V177L46 176L47 172H44L45 169L43 171V168L45 166L42 168V166L45 165ZM96 161H97V163H99V166L103 165V167L102 166H101L102 168L98 167V168H100L99 170H97V167H96L95 171H93V170L90 171L89 166H90V169H92V168L94 169L96 166L95 164H97ZM113 161L111 160L112 164L116 165L115 163H113ZM134 162H139V159H138V161H135V160L133 161V165H136L134 167H137V165H139V164H137V163L134 164ZM33 163L34 164L36 163V166H34L35 168L36 167L39 168L40 164H42L40 166L41 169L39 168L40 171L38 168H37V170L40 173H43V172L46 173V174L43 173V175L45 177L42 176V174H40L39 172H38V174L41 176V179H40V176H39V179H36V178H38V175L37 176L34 175V177H32L33 176L32 175L33 174L32 173ZM92 163L95 166L91 167ZM124 163H126V164H124ZM37 164H39V165L37 166ZM133 165L131 167H133ZM156 165H157V168L155 167ZM49 166H51V167H49ZM108 166L110 167V165H108ZM144 167H143V169H144ZM107 169H109V168H107ZM114 169L116 170V168H114ZM114 169L112 170L114 172L113 174H116L115 173L116 171H114ZM37 170H36V172H37ZM123 170H124V168H123ZM105 171L108 172L106 169H105ZM121 171H120V173H121ZM143 171H145V170H143ZM33 172L35 174V171H33ZM127 172H129V170H127L126 173ZM141 172H142V170H141ZM134 173L135 172L132 173L133 177H134V175L136 176V173L135 174ZM104 174L107 175L106 177H109L108 173L107 174L104 173ZM100 175H101V173H100ZM100 175H98V176H100ZM35 176H36V178H35ZM102 177H104V176H102ZM110 177H111V175H110ZM112 177H113V175H112ZM115 177L116 176L114 175L113 179H115ZM71 178H73L76 181L79 180V182H81V184L77 182L79 184V186L76 187L77 186V185H75L76 181H75V183H72L73 181L71 182ZM121 178H123V177L121 176ZM135 178L137 179V177H135ZM135 178H133V179H135ZM64 179L67 180L66 182H68V179H69V181L72 183V185L70 182H68L70 184L66 183ZM125 179H126V177H125ZM113 182H114V180H113ZM65 184H67L68 187H66L67 185L65 186ZM134 184H136V185H134ZM60 185L61 186L64 185L68 189L72 186L71 188L73 190H71V192H73V193L68 192V191H70L71 188L68 190L64 186H63V188H64L63 191L68 192L67 194L69 195V197H72V196L73 197L69 199L67 194H65V192L61 191V192H63L62 195L63 196L66 195V196L61 197V198H63L62 201L58 202V200H57L55 202V204L58 202V205H56V207H59V208H56L54 206L53 210L55 212L51 210L53 212L52 214H50L51 211L48 212V214H46V213L45 214L46 215L50 214L52 216V217L50 215L48 216V217H50L49 218L50 221L52 220L50 222L51 225L48 223L49 221H47V223L49 225L48 228H51L53 231V235H51V236H54L55 233L59 234L61 232L59 236L64 235L66 237V235L64 233H62V230H63V232H67V236L69 238L66 237L67 240H63L62 238H64V237L62 236V238H58V240H56L57 239L56 237H58V236L55 235L54 237L56 239L52 240L53 237L51 238L49 236L50 239H48L46 242L49 241L48 243L50 244L52 241H54V245H53V242L51 243L52 246H51V244L48 245V243L41 244L43 239H45V238H43L44 235L42 236L41 233L43 234L45 232L44 234L48 236V234L50 235V230H47L45 228H44L45 231H43V229H40V228L38 229L37 227H39V226L37 225V223H39V221L37 222V220L39 219L38 218L39 216L37 217L38 218L37 220L34 219V220H36V222H34L31 220L34 213L33 214H31V213L36 208L39 209L38 208L39 206L40 207L42 206L41 208H43L44 204L42 202H45L44 197L47 196V194L49 192L50 193H51V191L53 192L58 187H59L58 190L59 189L61 190L62 188H60ZM73 185H75V187H73ZM123 185L125 187H123ZM138 185L140 188H137ZM126 186H128V187H126ZM129 186L130 187L132 186V187L130 188ZM134 186H136V187H134ZM126 188L127 189L129 188V189L127 190ZM108 190H111L109 192H115V195H114V193L112 194V193L108 192L109 195L107 193H105ZM56 191L57 190L54 191L55 194H56ZM70 193L72 194V196H70L71 195ZM104 193H105V195H104ZM157 193H162V194L157 195ZM138 196L141 200L137 198ZM66 198H68V199H66ZM137 199H138V201H137ZM59 200H60V198H59ZM66 200H67V202L70 200L69 203H67ZM139 200L141 202V205H139L140 204ZM135 201H137V202H135ZM62 203H64V204H62ZM137 203H138V205H137ZM135 204H136V206H135ZM105 206H108L109 208H111V209L108 208V210L110 212H113V214H117V216L119 214H121V216H123V217H120V218H124V216L125 217H133L134 219H136L138 221L137 225L134 224L136 231L131 230L130 236L132 233L137 234L136 237H140V235H141V237H140L141 239H139L141 241L136 240V239H138L136 237L131 239V241H134V243H135V240H136V242L137 241L139 243L141 242L140 243L141 244V247H140L141 253H139L140 251L136 252V250H138L140 248H137V249L133 248V246L134 245L136 246L138 244V242L135 243L133 246L131 245L135 251L132 250L131 247H125V248L121 247V250H120L119 247L115 248L116 244L114 245V243H110V245H109L108 244L109 242L105 239V237H104L105 240L101 239L102 237L99 238L101 236V232H102V226H103L102 222L106 221L105 215H103V213L105 214V211L107 210V208H105ZM104 208H105V210H104ZM108 210L106 211V213L108 212ZM140 210H141V213L138 214V212ZM45 212H47V210H45ZM123 214H125V215H123ZM30 215H32V216H30ZM102 215L104 217H102ZM109 215L112 219V217H113V216H111L112 214H108L107 217H109ZM117 216L116 217L114 216L115 220H116V218L117 219L119 218ZM101 218H104L103 221H101L102 220ZM49 219H47V220H49ZM31 222L36 223L35 224L36 226L34 225V227H36L35 229H34V227H32L33 223L30 224ZM109 222H110V219H109ZM59 223H61V224H59ZM99 224L102 225V226H100V229L97 228ZM40 227L42 228L43 226L41 225ZM96 228L99 231L96 230ZM132 228L133 227L131 226L130 229H132ZM30 229L35 230L34 231L35 233L32 234L33 231ZM39 230H41V231L38 232ZM46 230H47V233H46ZM36 231L40 234H38ZM96 231H98V233H100L99 236H98V233ZM139 233H140V235L138 236ZM35 234H37V235L34 236ZM30 235H33L34 238H32V236H30ZM37 236L42 237V238H39V237L37 238ZM47 236H46V238H47ZM130 236H129V238H131ZM30 237L32 239H30ZM40 239H41V243H39ZM110 240H113V239L110 238ZM103 242H106V243L108 242L107 243L108 245L106 243L103 245L102 244ZM112 242H114V241H112ZM127 242H128V240H127ZM25 243L27 245H28V243L31 245H29L27 247L26 246L22 247V245H26ZM45 244H47V245H45ZM42 245H44L45 248H43ZM105 245H107V246H105ZM39 246H41V248ZM47 246H51V247H47ZM127 246H129V245H127ZM139 246H137V247H139ZM118 248L120 251L118 250ZM128 248H130V250Z\"/></svg>",
	"mask_w": 264,
	"mask_h": 264
},
{
	"label": "rangeland",
	"instance_id": "2",
	"mask_svg": "<svg viewBox=\"0 0 264 264\" xmlns=\"http://www.w3.org/2000/svg\"><path fill=\"white\" fill-rule=\"evenodd\" d=\"M61 1H62V2H61ZM95 1H96V2H95ZM98 1H99V0H93V3H94V4H93V3L90 4L92 1H90V0H86V4L88 5V7H86V9H85V8H84V9L82 8V10L80 11V10H78L77 7H74V8L72 7L74 4H73V2H72L71 0H59V2H58L59 4H58V5H59L60 7H58V6H57V8L55 7V8L52 10V14L50 15L51 17H55V19H58V22L55 21L54 18L51 19V17L49 16V17H50V18H49V21H50V19H51L52 21L54 20L53 22H52V21L49 22V25H50L51 23L54 24L55 22H57V24L55 23L56 25L54 24V27L56 26L57 29H56V27H55V29L52 28V27H53V26H52L53 24L50 25V26H48V24H46V23L44 24V25H47V26L49 27L48 29H50V27L52 26L51 28H52L55 32H56V31H58V32L55 33L52 29H51L52 32H51L50 30H49V32H48V30L46 31V30L43 29V28H45L43 25H42L43 27L41 26V28L38 29L39 31H34L35 29H33V31H34V32H33V35L37 33V34L34 36V38H36L37 42H43V43H44L45 41H46V42H45L44 46H43V43H42V47L45 48V49H44V48H41V50H43L42 52L38 51V49H40V48L36 49V47H37L36 45H40L41 43H40V44L36 43V45L33 44L32 46L35 45V46H34L35 48H32V49H31L32 46L29 47L30 52H32L33 50L35 51V52L33 51V53H32V54H33V56H31L32 58H31V57L29 58V56H25L26 53H27V52H25L26 48H25V49H24V48H21V49H20V48H18V47H16V48L14 47L13 51H15V52H12V50H8L9 48H8V46H6V45H3L2 47H0V56H1V58H0V63L2 62L0 66H1V67H5V68H1V67H0V72H1V73H0V90H1V91H0V101H1V102H0V109H1V110H0V111H1L0 113L3 114V117H2L3 120L0 122V123L2 124V125L0 124V129H2V128L6 125L5 120H4V117H6V116L8 115V113H7L8 111H10V112L12 111L10 115H12V119H13V121H14V120L16 121L15 123L13 122V126H14V124H15V125H18V124H20V122L22 121V120H21V121L19 122V119H20V117H21L20 114H21V112L23 113L22 110H25V107H27L25 102H26V101H28V102L30 101L29 103H31V105L34 106V105H36V103L39 102V101L37 102V100H39V99H37V98H40V97H38V96H39L38 94L35 95V93H38L37 90H29V91H30V92H29V98H28V96H27L26 94H25V96H27V97L25 98V100L22 98L25 106L22 107V106H23V102H22V100H19V99H21V98H18V100H19V101H18V100L16 99V98H17V97H16V98H15V99H16L15 102L18 103V104L16 105V103H12V104H14L13 106H15V109H14V107L12 106V107H11V110H9V108L6 107V106L4 105V103L6 104L7 99L5 100V99H3V97H4V96H5V98L7 97L6 92H5V85H6V87H7L6 90H8V87H10V85H11V87H10V89H11V88L13 87V85H12V84H8L7 82H11V83H13V82L16 80L17 82H14V83L17 85V84H20V83H23V82H26V81L28 82L29 80L32 79V77H34V78L37 77V79H38L39 76H42V75L44 76L45 73H46V76H44V78L46 77V79L43 78L45 83L42 81L43 79H40V78H39L40 80H37L36 78H35V79H36V80H35V79L33 78L34 80L32 79V81H33V82L35 81V83H36L37 81H38L37 83H40V82L42 83V82H43L45 85H44V84H41V86L39 85V87L43 88L44 86H46L45 88H47V90L45 89V90L47 91V93H48V94H46V97H45V98H46L45 102H46V115H47V117H48V116L51 117L52 112L55 111L53 108L57 107V105H58V108H59V107L61 108V112H62V111H63L62 108L66 106V103L68 104V103L72 102L73 99L75 98V96H76V99H74V101H73L74 103H71V104H68V105H70L71 107H72V104H73V106H74V104L79 105V106L77 107L78 110L75 109L76 107H75L74 109H75L76 114H77V113H80L81 116H83V115H82V113H81L80 111H82L83 109H84V115H85V111H86V113H87V112H90V113H91V111H93V110H96V111H97L98 109H99V111H100V109H101V112H102V110L104 109L103 112H105V113H106L105 109H106V110L108 109L107 111L109 112V111H110L109 109H111V108H108V107H110L113 103H115L114 106H116L117 108H120V107H118L117 105H118V104L121 105L120 103H123L124 100L122 101V100L119 99L118 101H121V102H119V103L117 104L116 101H117V99H118L119 97H118V98H117V97H116V98L114 97V99L112 98L113 96H115L114 93L112 92V91H113L112 89H114V88H118L119 85H122L121 83H123L124 79L122 80V79H120V77H121V76L123 77L124 74H127V73H128V71H127V73H125V72H126V70H127V68H128L129 65H128V66L125 65L127 68L124 67V66H122V67H123V68H122V67H120L121 65L117 67V65H119V63L122 62V61L119 62V60H120L119 57H118V56H119V52H120V55L122 54L121 56L126 55V57H128V56H129L128 53H126V54L124 53L126 50H128V52L131 53V54L133 55L132 51H133L134 53H136V52L138 51V49H141V48H142V45H144V43H142V40L144 39V37H145V39L148 37L147 34L150 33V30H151V32H153L152 29H150V27H151V25H152V28H153V25L156 24V22H153L154 24L149 22V24H150V26H149V30H148V29H146V31L144 30V29H145L144 26H145V25H147V26L149 25V24H148V21H149L152 17L149 18V13H148L149 10H148L147 7H146V10H148V11H146V10H141V8L144 7V5H146L149 1L151 2V0H149V1L146 0V2L148 1L147 3H146L145 0H144V2H145L146 4H143L144 2H141V1H143V0H141V1H140V0H136V2H135V0H128V1L124 0V2L121 1V0H120V1L118 0L119 2H123V3H125V1L127 2V3L124 4L125 12H126V10H127V12H126L127 14H126L125 12H124V13H125L124 16H121V15H122L121 13H119V15L117 14L118 17H117L116 19H117L118 21H120L119 18H121V21H120V22L117 21L118 24H117V23H111V22H112L111 19H112L113 17H112V18L109 17V16H112V15H111V13H110V10L107 9V6H106V3H108V4H109V2H112V3H113V0H110V1H109V0H108V1H107V0H100L99 2H98ZM133 1H134L135 3H134ZM137 1H138V2H137ZM139 1H140V2H139ZM153 1H154V0H152V3L149 2L148 4H149L150 6L153 5V3H154ZM164 1H165V0H164ZM167 1H168V0H167ZM167 1H166V2H167ZM169 1L172 3L173 0H172V1L169 0ZM169 1H168V2H169ZM179 1H184V0H179ZM187 1H188V0H187ZM69 2H71V3L68 4ZM128 2H129L130 4H128ZM168 2H167V3H168ZM170 2H169V4H170ZM97 3H98V4H97ZM123 3H122V4H123ZM137 3H138V4H137ZM141 3H142V6H141ZM159 3H160V6H161V5H162V6H164V5L167 6V3H164V2H163V4H162L161 0H160ZM173 3H174V2H173ZM177 3H178V2H177ZM177 3H175V4H177ZM188 3H190V2H188ZM63 4H64V5H63ZM95 4H96V5H95ZM101 4H103V5H101ZM108 4H107V5H108ZM120 4H121V3H120ZM127 4H128V5H127ZM134 4H136V5H134ZM155 4H156V6H157V3H154V5L151 6V7H152L151 9H153V8H155V9L157 8V9H158V8L160 7L159 5H158L159 7H158V6L156 7ZM175 4H174V6H172V9H173L174 7H175V9H177L176 6H177V7L180 6L179 3H178V5H175ZM182 4H183V3H182ZM185 4H186V3H185ZM214 4H215V3H213L211 6L214 7ZM220 4H221V3H220ZM70 5H72V6L69 7ZM87 5H86V6H87ZM90 5H91V6H90ZM93 5H94V6H93ZM98 5H99V6H98ZM104 5H105V6H104ZM170 5H171V4H170ZM170 5H169V6H170ZM172 5H173V4H172ZM187 5H189V4H187ZM66 6H68V8H67ZM74 6H76V5H74ZM92 6H93L94 8H93ZM97 6H98L99 8H97ZM122 6H123V5H122ZM136 6H138V7H136ZM162 6H161V7H162ZM169 6H167V7H162V8L160 7L161 9H163V8L166 9V10H164V9L162 10V12H163V11H164V12L166 11V12H165L164 15L161 17V18H162L163 20H165V21H166V19L168 18V15H165V14H167V11L169 10V9H167V8H169ZM130 7H131V8H130ZM133 7H134V8H133ZM183 7H185V5H184ZM183 7H182V6L179 7V10H180V8H181V11H183V9H182ZM187 7H189V6H187ZM187 7H186V8H187ZM63 8H64V9H63ZM76 8H77V11L75 10ZM103 8H104V9H103ZM138 8H139L140 10H139ZM72 9H73V11H72ZM106 9H107V10H106ZM149 9H150V7H149ZM157 9H156V10H157ZM172 9L170 8V11H169V12H171L172 15H173V17H174L175 14H177V12L175 11V14H174L173 11H174L175 9H174V10H172ZM97 10H98V11H97ZM103 10H104V12H103ZM105 10H106L107 12H106ZM177 10H178V9H177ZM179 10H178V14H177V16H179L181 19H183L182 22H184V19H185L187 16L185 17V13L183 12V13H184V16L182 17L183 14L181 13V15H180V14H179V13H180ZM186 10H187V9H186ZM186 10H185V11H186ZM78 11H80V12H78ZM93 11H94V12H93ZM101 11H102V12H101ZM141 11H142L143 13H144V12H147V14H143ZM150 11H152V10H150ZM154 11H155V10H154ZM157 11H159V10H157ZM157 11L155 12V14L157 13ZM56 12H57V13H56ZM68 12H69V13H68ZM74 12H77V13H76L77 15H76V14L74 15ZM81 12H82V13H81ZM97 12H98V13H97ZM100 12H101L103 15H102ZM129 12H130V13H129ZM133 12H134V13H133ZM136 12H137V13H136ZM169 12H168V13H169ZM66 13H67V14H66ZM83 13H84V14H83ZM128 13H129L130 15H131V14H132V15L130 16ZM150 13H151L150 15H153V14H152L153 11L150 12ZM186 13H187V12H186ZM54 14H55V15H54ZM65 14H66L67 16H66ZM79 14H83V15H82L83 18H82L81 15H79ZM88 14H89V15H88ZM100 14H101V15H100ZM135 14H136V15H135ZM137 14H138V15H137ZM155 14H154V16H155ZM169 14H170V13H169ZM87 15H88V16H87ZM97 15H98V16H97ZM128 15H129V16H128ZM172 15H169V16H170V17H169L170 20L167 19L168 21H170L169 25H170V24H171V25H172V24L174 25V24L178 23V20H179V19H178L179 17L177 18V17L175 16L177 19H176V18H174V19H176L177 21L175 20V23H174V22H173L174 20L171 18ZM186 15H188V14H186ZM56 16H57V17H56ZM58 16H59V17H58ZM78 16H79L80 18H79ZM94 16H95V17H94ZM104 16H105V17H104ZM126 16H127V17H126ZM136 16H138V17H136ZM147 16H148V17H147ZM65 17H66V18H65ZM69 17H70V18H69ZM73 17H74V18H73ZM77 17H78V18H77ZM122 17H123V18H122ZM124 17H125V18H124ZM130 17H132L134 20H132V19L130 20ZM135 17H136L137 19H136ZM143 17H144V19L149 18V20L146 19L145 25H144V26H141L140 23H141V22H142V23L144 22V21H141V20H143ZM145 17H146V18H145ZM164 17H167V18L164 19ZM188 17H189V16H188ZM81 18H82V20H81ZM59 19H60V20H59ZM67 19H68L69 21H68ZM71 19H72V20H71ZM103 19H104V20H103ZM116 19H115V20H116ZM124 19L127 20V22H126ZM128 19H129V20H128ZM152 19H153V21H154V18H152ZM152 19H151L150 21H152ZM162 19H161V21H162L161 24H163V20H162ZM171 19H172V21H171ZM181 19H180V21H179L178 24H181V23H182V22H181ZM188 19H189V18H188ZM188 19H185L186 22H187ZM73 20H74V21H73ZM75 20H76V21H75ZM83 20H84V21H83ZM100 20H101V21H100ZM113 20H114V18H113ZM115 20H114V22H116ZM136 20H138V21H136ZM200 20H201V19H200ZM60 21H61V22H60ZM78 21H79L80 23H79ZM90 21H93V22H90ZM94 21H95L96 23H95ZM129 21H130V22H129ZM132 21H133L134 24L132 23ZM139 21H140V22H139ZM156 21H158V20H156ZM161 21H159V22H161ZM202 21H203V19H202L201 21H199V22L201 23ZM67 22H68V23H67ZM77 22H78V23H77ZM86 22H87V23H86ZM88 22H89V24H88ZM107 22H108V23H107ZM121 22H124V23L121 24ZM136 22H138V23H136ZM159 22H158V23H159ZM166 22H167V21H166ZM180 22H181V23H180ZM188 22H189V20H188ZM59 23H60L61 25H60ZM62 23H63V25H65V26H62ZM70 23H71V24H70ZM74 23H75L76 25H75ZM85 23H86V24H85ZM97 23H98V24H97ZM129 23H130V24H129ZM142 23H141V24H142ZM164 23H165V22H164ZM184 23H185V22H184ZM184 23L181 24V26H183V25H187V23H186V24H184ZM101 24H102V25H101ZM120 24H121L123 27L128 28V29H129L128 31H130V30L132 31V32H128V31L126 30L130 35H133V37H135L136 39H137L139 36H140V38H138V40H136V41H133V40H132V39L135 40V38H133V37H132V39H131L132 41H131V40H126V37H127V38L129 37V39H130V35L127 36L128 33H126V32L124 31L125 29H123L122 26H121V27H122L123 31H122V30H119L120 28L118 29V25L120 26ZM126 24H127L128 26H127ZM131 24H132V25H131ZM138 24H139V25H138ZM143 24H144V23H143ZM161 24H160V27H159L158 25H157L156 27H158V29H160V28H161ZM166 24H168V23H166ZM188 24H189V23H188ZM125 25H126V26H125ZM134 25H135L136 27H135ZM190 25H191V24H190ZM190 25H189V26H190ZM58 26H59V27H58ZM60 26H61V27H60ZM96 26H97V27H96ZM107 26H108V27H107ZM114 26L116 27V31H120V32H121V33L117 32L118 35H119V37H121L120 35L123 34L121 38H122V39L125 38V40H124V39H123V40H124V41H127L126 44H127L128 46L124 44V42H123V40H122L121 38H120V39L122 40L121 43H120L121 40H118V41H119V42H118L119 45H117V46L121 47V50H122V48H123V49H126L125 51L122 50V53H121V51L117 50V49H119V47H118V48L116 47V43H117V41H115V40L113 39V41L115 42V45H113V43H112L111 41H110V42H107V41H106V39H107L106 36H108V35H110V33H112V30L115 28ZM130 26L132 27L131 29H130ZM138 26H139V28H138ZM140 26H141V27H144L143 31L141 30L142 28H141ZM162 26H164V24H163ZM181 26L179 25L180 29H181ZM62 27H63V28H62ZM64 27H65V28H64ZM67 27H68V28H69V27H72V28H71V29L69 28V30H68ZM95 27H96V28H95ZM112 27H113V28H112ZM154 27H155V25H154ZM166 27H167V26H166ZM176 27H177V26H176ZM176 27H175V28H176ZM179 27H178V28H179ZM187 27H188V26H187ZM59 28H60V29H59ZM107 28H110V30L107 29ZM146 28H147V27H146ZM163 28H164V27H163ZM183 28H184V27H183ZM183 28H182L181 30H184ZM185 28H186V27H185ZM188 28H190L189 31H192V28H191V27H188ZM40 29H41V30H40ZM82 29H83L84 31H83ZM92 29H93V30H92ZM104 29H105L106 31H104ZM134 29H135V30H134ZM156 29H157V28H156ZM158 29L156 30L157 32L159 31ZM166 29H167V28H166ZM169 29L172 30V31H169ZM180 29H174V26H173V29L168 27V30H167L166 32H167V33L169 32V33L166 34V35L168 36L167 39H170V40H171V38H169L171 35L169 36V34H170L171 32L173 33V31L177 30V31L174 32V34H176V36L173 34V35H174L173 37L175 38V39H174V40H175V43H176L177 39H179V40L181 41V46H182V45L184 44V43H183L184 40L182 41L183 31H182V34H180V33H179V32H180ZM91 30H92V31H91ZM101 30H102V31H101ZM107 30H108V31H107ZM114 30H115V29H114ZM133 30H134V31H133ZM137 30H138V31H137ZM139 30H140V31H139ZM147 30H148V31H147ZM153 30L155 31L154 28H153ZM160 30H162V28H161ZM178 30H179V31H178ZM185 30H187V28H186ZM185 30H184V31H185ZM61 31H63V33H62ZM65 31H66V32H65ZM90 31H91V33H90ZM99 31H100V32H99ZM109 31H111V32H109ZM136 31H137L138 34L135 33ZM141 31H142V33H141ZM162 31H164V29H163ZM162 31H161V32H162ZM38 32H39V33H38ZM40 32H41V33H40ZM43 32H44L45 34H44ZM53 32H54L55 34H57V35H58V33L60 34V32H61V35H58L59 37L62 36V34H63V38L60 37V40H59V42H62V44L60 43V45H59V42H57L58 44H55V42L53 41L55 38H53V37H54V36H55V37H58V36L52 34ZM101 32H104L106 35H105L104 33L100 34ZM124 32H125V33H124ZM139 32H140V33H139ZM166 32H165V33H166ZM187 32H188V31H187ZM31 33H32V32H31ZM31 33H29V34H31ZM47 33H48V34H47ZM87 33H88V34H87ZM89 33H90V34H89ZM108 33H109V34H108ZM132 33H135L136 35H139V36H134L135 34H132ZM158 33L160 34V32H158ZM162 33L164 34V32H162ZM162 33H161V36H162ZM185 33H186V32H185ZM39 34H40V35H39ZM43 34H44V35H43ZM46 34L48 35V37H50V38L52 37L51 40H50V38L48 39V37H47ZM99 34H100V35H99ZM107 34H108V35H107ZM159 34H157V37L154 36V39L160 40V42L162 43V41H163L164 39H163V40H162V39H159V38L161 37V36L158 37ZM179 34H180V37L177 36V35H179ZM186 34L189 35L188 33H186ZM33 35L31 36L32 38H33ZM37 35H39V37H38ZM42 35H43V36H42ZM49 35H54V36H49ZM87 35H88V36H87ZM92 35H93V37H94V38H93V40H94V44H95V42H99V41H100L99 43H97L98 46H99L102 40H103L102 43H103L104 41L106 42V43L104 42L105 44H103L104 47H107V48H104V49H106V51H105L104 49H103V50H102V49L100 50V49H99L100 46H99V48H98V47H97V44H96V47H97V49L99 50L98 52H101V51L103 52V51H104V55H100L101 57L99 56L100 53H97V50H96L94 44L92 45V46L95 48L94 51H88V50H87V49H88L87 47H86V49H85V46H88V47H89V46L91 45V44L89 45L88 43L91 42L92 39H87V38H91ZM114 35H115L116 38L118 37L117 34H114ZM116 35H117V36H116ZM148 35L150 36V34H148ZM153 35H156V33H155V34L153 33ZM166 35H165V37H166ZM187 35H185L184 38H183V39H185V41L187 42V43H186V46H187L186 48H187V49L192 48V49L194 50V48H193V47H194V46H193V43H189V41H188L189 39L186 40V38H189V36H190V35H189L188 37H186ZM40 36H41V37H40ZM44 36L46 37V40H45V41H43V38H42V37H44ZM64 36H65V37H64ZM85 36H86V37H85ZM90 36H91V37H90ZM111 36L113 37V33H112ZM111 36H109V37H111ZM146 36H147V37H146ZM151 36H152V35H151ZM151 36H150V38L153 39V37H151ZM191 36H192V35H191ZM37 37H38V38H37ZM45 37H44V38H45ZM73 37H75V38L73 39ZM102 37H103V39H102ZM112 37H111V39H112ZM115 37H114V38H115ZM119 37H118V38H119ZM173 37H172V38H173ZM176 37H177V39H176ZM178 37H179V38H178ZM185 37H186V38H185ZM34 38H33V39H34ZM64 38H65V39H64ZM83 38H84V39H83ZM99 38H100V39H99ZM118 38H117V39H118ZM162 38H164V37L162 36ZM191 38H192V37H191ZM191 38H190V39H191ZM206 38L210 39L209 36L206 37ZM39 39H40L41 41H40ZM47 39H48V41H47ZM58 39H59V38H58ZM58 39H55V40L58 41ZM75 39H76L78 42H77V41L75 42ZM86 39H87V40H86ZM111 39H110V40H111ZM139 39H140V40H139ZM145 39H144V40H145ZM154 39H153V40H154ZM165 39H166V38H165ZM192 39H195V38L193 37ZM49 40H50V41H49ZM63 40H64V42H65V40H66V41H69V42L64 43ZM88 40H89V42H88ZM95 40H96V41H95ZM108 40H109V39H108ZM146 40H147V39H146ZM195 40H196V39H195ZM195 40H191L190 42H193V41H195ZM151 41H152V40H151ZM155 41H156V40H155ZM165 41H167V40H164V42H165ZM168 41H169V40H168ZM168 41H167V42H168ZM47 42H49V43H47ZM50 42H52V43L54 42V43H53L54 46H53L52 44H50ZM81 42H82V44H81ZM92 42H93V41H92ZM92 42H91V43H92ZM130 42H131V43H130ZM140 42L142 43V45H141V44H138V43H140ZM144 42H147V41H144ZM149 42H150V41H149ZM167 42H165V43H166V45L168 46ZM169 42H171V41H169ZM169 42H168V43H169ZM172 42L174 43V41H172ZM178 42H179V41H178ZM178 42H177V44L174 43V45H176V46H174L173 43H172V44L169 43V44L172 45V47L174 46V47L177 49L178 47H180V46H178ZM46 43H47V45L49 44V46L51 45L50 48H48L49 46H47ZM63 43H64V44H63ZM108 43H110V44H112V45L110 46ZM150 43H151V42H150ZM155 43L157 44V42H155ZM161 43L158 42V44H161ZM182 43H183V44H182ZM210 43H212V42H210ZM67 44H68V46H67ZM76 44H77V45H76ZM83 44H84V45L86 44V45L84 46ZM146 44H147V43H146ZM146 44H145V45H146ZM148 44H149V43H148ZM179 44H180V43H179ZM187 44H189V45L191 44V46H193V47L190 46V48H189V45H187ZM213 44H214V46L216 45L214 42H213ZM213 44L211 45V48H212V49H213V47H214ZM218 44H219V47H217V48H218V49L221 48V49H219V50H220L222 53H224V54H226L227 52H231V51H235L234 53H238V51H239V50H242V49H243V46H244V44H242V42H241V39H239V37H238L237 35H235V34H231V33L228 34V35H226L225 38H223L222 40H220V42H218ZM218 44H217L216 46H218ZM56 45H57V46H56ZM65 45H66V46H65ZM82 45H83V46H82ZM103 45L101 44V46H103ZM105 45H106V46H105ZM108 45H109V46H108ZM151 45H154V44L151 43ZM263 45H264V43H263ZM52 46H53V47H52ZM59 46H60V47H59ZM138 46H140L141 48H139ZM147 46L150 47V48L152 47V46H150V44L147 45ZM161 46H162V45H161ZM177 46H178V47H177ZM184 46H185V45H184ZM216 46H215V47H216ZM39 47H40V46H39ZM65 47H66V48L68 47V48L66 49V51L64 50V53L68 55V53L70 52L69 55H70V56L73 55V56H71V57L68 55L69 58H70V61H69V58H68L67 55H66V56H67L68 60H65L66 57L63 56L64 53H62V50H63ZM90 47H91V46H90ZM90 47H89V50L91 49ZM93 47H92V49H93ZM114 47H116V49H115ZM134 47H138V49H137V48L135 49ZM144 47H145V46H144ZM163 47H164V49H166L165 45H164ZM168 47H169V46H168ZM168 47H167V48H168ZM182 47H183V46H182ZM182 47H181V48H182ZM47 48H48V49H51V48H52V49H51V50H47ZM53 48H59L58 50L55 49V51L58 52V53H56L55 51H52V50H54ZM62 48H63V49H62ZM101 48H102V47H101ZM110 48H111V50H109ZM133 48H134V50H133ZM145 48H146V47H145ZM145 48H144V49H145ZM153 48H154V47H153ZM169 48H171V47H169ZM169 48H168L167 50H171V49H172V48H171V49H169ZM186 48H185V49H186ZM35 49H36V50H35ZM60 49H62V50H60ZM69 49H70V50H69ZM71 49H72L73 51H72ZM92 49H91V50H92ZM113 49H114V51H113ZM144 49H142V50H144ZM154 49H155V48H154ZM154 49L151 48V51H150V50L147 48V50H149V52H152V54L149 53V54L151 55V57H153L152 55L154 54V53H153V52H154ZM173 49H174V48H173ZM173 49H172V50H173ZM178 49H179V48H178ZM182 49H184V48H182ZM192 49H190L189 51H188V50H184V54H190V52L192 51ZM202 49H203V48H202ZM215 49H216V48H215ZM218 49H216L217 51L215 50L216 52H215L214 50L212 51V56L216 55V54H213V52L217 53V52H218ZM22 50H24V51H22ZM31 50H32V51H31ZM59 50H60L61 52H60ZM95 50H96V53H94ZM142 50H141V52H142ZM145 50H146V49H145ZM147 50H146V51H147ZM172 50H171V51H172ZM179 50L183 52V50H181V49H179ZM179 50H178V51H179ZM258 50H260V48H259ZM258 50L254 51L253 53H257V52H259ZM107 51H108V52H107ZM109 51H110V52L112 51L111 53H114V54L116 55V57H114V60H115V58L118 59V60H115V61L119 62L118 64L115 63V61H113V62H112V60L110 61V59H111V55H112V58H113V55H114V54L109 53ZM123 51H124V52H123ZM146 51H145V52H146ZM171 51L169 52V55H168V56H170V55H171V56H174V55L176 56V55H177V52H178V51H176V54L173 53V55H172V52H171ZM180 51H179L178 56L181 57V55H184V54H183V53L181 54ZM185 51H187V52H185ZM226 51H227V52H226ZM242 51H243V50H242ZM9 52L12 53V54L10 53L12 56L9 55ZM24 52H25V55L22 54V53H24ZM47 52H48V53H47ZM49 52H50V53H49ZM73 52H76V53H73ZM139 52H140V51H139ZM174 52H175V51H174ZM188 52H189V53H188ZM193 52H196V50H194ZM193 52H191V55L193 54ZM225 52H226V53H225ZM13 53H14V55H13ZM18 53H20V54H18ZM44 53H45V54H44ZM71 53H72V54H71ZM117 53H118V54H117ZM137 53H138V52H137ZM143 53H144V51H143ZM147 53H148V51H147ZM196 53H197V57H199V56H198L199 53H201V57H202L203 55H206V54H203V55H202V52H198V51H197ZM246 53H247V52H246ZM7 54H8V55H7ZM34 54H35L36 56H35ZM43 54H44V57H43V58H45V59H42ZM46 54H47V56H46ZM55 54H56V55H55ZM74 54H77L78 57H77L76 55H74ZM85 54H86V55H89V57H91L90 59L94 61V62L91 64V65H93L92 67H91V65L87 66L88 64L91 63V61H88V60H87L88 62L86 61V59H87L88 56H86ZM101 54H102V53H101ZM131 54H130V55H131ZM149 54H148V55H149ZM180 54H181V55H180ZM224 54H222V57L219 58L220 65H222V66L225 65V64L227 63V61L225 60ZM16 55H17V56H16ZM21 55H22V56H21ZM38 55H39V56H38ZM107 55H109V57H108ZM137 55L139 56V55H141V53H138ZM137 55H133L132 57L135 58V56H137ZM193 55H194V54H193ZM2 56H6V57H8V58L5 57L7 60L4 59V57H2ZM9 56H10V58H12V59H10ZM20 56H21V57H20ZM57 56H58V57H57ZM61 56H62L63 58L65 57V58H64V59H61V58H62ZM104 56H105V57H104ZM106 56H107L108 58H107ZM121 56H120V58L123 60V62H125L124 60H126V63L128 62L127 64H130V63H131V62L127 61L128 58H126V57L124 56L125 59H123V57H121ZM171 56H170V57H171ZM178 56H177V57H178ZM186 56H187L186 59H188L189 56H188V55H186ZM186 56H184V59H185ZM206 56H207V55H206ZM206 56H205V57H206ZM208 56H209V54H208ZM208 56H207V58H208ZM216 56H217V55H216ZM216 56H214V58H215ZM16 57H17V58H16ZM18 57H19V58H18ZM25 57H26V59H25ZM27 57H28V58H27ZM46 57H47V59H46ZM51 57H53V58H51ZM59 57H61V58H59ZM72 57H76V58L74 59V58H72ZM81 57H82V58H83V57H86V58L81 59ZM89 57H88V59H89ZM97 57H98V58H97ZM102 57H103V59L105 58L106 61H107V59H108V61L111 62L110 66H111L112 64H113V65H112L111 67H109V64H108L109 62H108V61H107V65H106V63H102V62H104V61L102 60ZM129 57H131V56H129ZM132 57L130 58V60H133ZM141 57L143 58V56H139L138 58H141ZM190 57H191V56H190ZM190 57H189V60H191ZM23 58H24V60H23ZM50 58H51V59H50ZM67 58H66V59H67ZM77 58H78V59H77ZM136 58H137V57H136ZM136 58H135V59H136ZM142 58H141V59H142ZM163 58H164V59L160 60V62H159V60L156 61V62H159L158 64H160L161 61H162L161 64L164 65V64H167L168 61H169V64H171V67H170L169 64H167V65H164V66H163V67H165V68L168 67V68H166L167 70H164L165 68H161V70L163 69L165 72L167 71L168 74H171V73H172V74H174V73L177 74V72H178V73H181V71L184 69V68H182V66L184 67L183 64H185V62L183 63L182 61H178V60H182L183 57H182L181 59L178 57V60H176V58H173V59H175V61H177V62H174V64H172L173 61H174L172 58H170L171 60L169 59V57H163ZM199 58H200V57H199ZM214 58H213V59H214ZM2 59H3V61H1ZM17 59H18V60H17ZM28 59H29V60H28ZM40 59H42V61H41ZM72 59H73V60H72ZM90 59H89V60H90ZM105 59H104V60H105ZM144 59H145V58L142 59L143 62H144ZM152 59L154 60L155 58L153 57ZM184 59H183V61L186 60V59H185V60H184ZM204 59H205V58H201L202 61H203ZM208 59H211V57L208 58ZM19 60H20V61H19ZM27 60H28V61H27ZM30 60H32L31 63H30ZM44 60H45V61H44ZM58 60H59V61H58ZM60 60H64L65 63L60 62ZM101 60H102V61H101ZM136 60H137V59H136ZM138 60H139V59H138ZM138 60H137V61H138ZM199 60H200V59H198V61H199ZM205 60H206V59H205ZM205 60H204V61H205ZM5 61H6V62H5ZM24 61H25V63H24ZM33 61H34V63H33ZM43 61H44V62H43ZM47 61H48V62H47ZM83 61H84V62L86 61L87 63L84 64ZM97 61H99V62H97ZM106 61H105V62H106ZM145 61H146V60H145ZM170 61H171L172 63H171ZM186 61H187V60H186ZM206 61H208V60H206ZM210 61H211V60H210ZM214 61H215V60H214ZM35 62H36V63H35ZM50 62H51V63H50ZM66 62H67V63H66ZM70 62H72V63H70ZM135 62H136V61H135ZM139 62H140V60L138 61V63L136 62L137 67H135L134 60H133L132 64H134L133 67H135V70H136V68H137V69H140V68H141L140 70H142V68H143L142 65H144V63L142 62V64H141V63L139 64ZM149 62H150V61H149ZM149 62L147 61V63H149ZM178 62H179V63H178ZM187 62H188V61H187ZM187 62H186V63H187ZM200 62H201V61H200ZM3 63H4V66H3ZM9 63H11L12 65H10ZM16 63H17V64H16ZM26 63H27V64H26ZM32 63H33V64H32ZM37 63H38V64H37ZM42 63H43V65H42ZM44 63H45V64L47 63L46 66H44V65H45ZM59 63H61V64H59ZM62 63H63V65H62ZM96 63H97V64H96ZM99 63H100V64H99ZM114 63L117 64V65H115ZM126 63H124V64H126ZM151 63H152V65L154 64L152 61H151ZM176 63H178V64H176ZM182 63H183V64H182ZM197 63H199V62H197ZM202 63H203V62H201V64H200V63H199V64L201 65V67L204 68V67L206 66L207 62H206V64H205V62H204V64H203L204 66L202 65ZM208 63H209V62H208ZM20 64H21V65H20ZM25 64H26V65H25ZM29 64L31 65V67H30ZM68 64H70V65H68ZM72 64H73V66H72ZM78 64L80 65V67L78 66ZM104 64L106 65L105 67H104ZM121 64H122V63H121ZM161 64H160V67H161ZM175 64H176V66L174 67L173 65H175ZM179 64H181V65H179ZM199 64H198V66H199ZM209 64H210V63H209ZM209 64H207V65H209ZM6 65H7V67H6ZM8 65H9V66H8ZM16 65H17V67H15ZM22 65H23V66H22ZM27 65H28V66H27ZM35 65H36V66H35ZM47 65H48V67H50V68H48ZM51 65H52V66H51ZM65 65H66V66H65ZM97 65H98V66H97ZM140 65H141V67L139 68L138 66H140ZM149 65H150V63H149V64H146V66H148V67H147L148 69L150 68ZM155 65H156V64H154V65L152 66L153 69H154ZM168 65H169V66H168ZM178 65L181 67L182 70H179L180 67H179ZM185 65H186V64H185ZM12 66H13V67H12ZM34 66H35V67H34ZM38 66H40V67H38ZM41 66H43L44 69H42ZM131 66H132V65H131ZM146 66H145V67H146ZM172 66H173V69H174V70H173V71L171 70V73H170L169 68L172 69ZM18 67H19V68H18ZM20 67H21V69H20ZM22 67H23V68L26 67V69H25V68L23 69ZM28 67H30L31 69L28 68ZM32 67H34L35 69L32 68ZM46 67H47V68H46ZM66 67H68L67 70H66ZM71 67H72V68H71ZM88 67H89V69H88ZM94 67H95V68H94ZM97 67H99V68H97ZM107 67H108V69H107ZM112 67H114L113 69L115 70V73H116V72H120L122 69H123L122 71H124L125 68H126V69H125V72H122L123 74L116 73L117 75H118V74L121 75V76L118 78V76H117L116 74L113 73ZM115 67H117V68H115ZM176 67H177V68H176ZM188 67H189V65H188ZM188 67L186 66L185 68H187V70H188V69L190 68V67H189V68H188ZM208 67H209V66H208ZM208 67H206V68H207V69H205L206 71L209 70ZM8 68H9V69H8ZM14 68H15V70H14ZM27 68H28V69H27ZM36 68H37V69H36ZM52 68H54V69H53L54 71L52 70ZM77 68H78V69H77ZM82 68H83V69H82ZM84 68H85V70H84ZM92 68H93V69H92ZM105 68H106V70H105ZM110 68H111V69H110ZM118 68H119V70H118ZM120 68H121V69H120ZM147 68H143V69L146 71ZM155 68H156V71H157V66H156ZM197 68H198V71H197L198 73H199L200 71L203 70V68H202V69H201L200 67H197ZM199 68H200V71H199ZM10 69H11V71H10ZM40 69H41L42 73H39V72H41ZM76 69H77V70H76ZM90 69H91V71L93 70V71H92L93 73L90 72ZM109 69H110V70H109ZM130 69H134V68H131V67H130ZM175 69H176V71H175ZM18 70H19L20 72H19ZM25 70H27V71H25ZM28 70H29V71H28ZM69 70H70V71H69ZM83 70H84V71H83ZM94 70H95V71H94ZM101 70H103V71H101ZM104 70H105V71H104ZM117 70H118V71H117ZM128 70H129V68H128ZM144 70H143V71H144ZM178 70H179L180 72H179ZM187 70H186V71H187ZM190 70H191V69H190ZM205 70H203V71H205ZM12 71H13V72H12ZM32 71H33V72H32ZM35 71H36V72H35ZM43 71H44V72H43ZM49 71H50V72H49ZM58 71H59V72H58ZM60 71H61V74H62V75H63V73H64V75H63L64 77L60 74ZM65 71H66V72H65ZM80 71H82V72H80ZM86 71H87V72H86ZM97 71L101 72V74H102V72H105V74L101 75V74H100L99 72H97ZM107 71H108V72H107ZM110 71H111V72H110ZM136 71H138V70H136ZM143 71H139V73H142V74H141L142 76H143V73H145V72H143ZM150 71H151V68H150ZM150 71L148 70V72H150ZM154 71H155V69H154ZM156 71H155V73H156ZM186 71L184 70V73H186V75L189 76L190 78H191V77L195 78V77H197L198 75H199L200 77L202 76V78H203V75L201 74V73H203V71L200 72V73H199L197 76H195V77H194L189 71H187V72H189L191 75L188 74ZM206 71H205V72H206ZM4 72H5V73H4ZM16 72H17L18 74H17ZM29 72H30V73H29ZM31 72H32V73H31ZM37 72H38V73H37ZM68 72H69V73H68ZM79 72H80V74H79ZM85 72H86V75H84ZM106 72H107L108 74H107ZM132 72H133V70H132ZM134 72H135V71H134ZM27 73L30 74V75H28ZM53 73L55 74V76H54ZM56 73H57V74H56ZM66 73H67V74H66ZM81 73H82V74H81ZM95 73H96V74L99 73L102 77H104V75H105V77H106V75L108 76L109 73H110V74L112 73L111 75H115V76H116L115 79H116L118 82H119V79H120V81L122 80V81L120 82V84L118 83L119 85L115 84V81H116V80L113 79L114 76L112 77L111 75H109V76L111 77V80H108L109 82H107V83H106L105 81H107V79H109V77H108V78L106 77V80H104V82L106 83V85L109 84V87H107V86L104 84L105 89L108 88V90H109L108 93H109V92H110V93L112 92V93H113V96H112V95H109V96H108V93H107V95H105L107 91L104 90V87H103V90H104V92H103V93H104V97L101 96V95H100V96H96V95H99V94H97L98 91H99V90H98V87L101 88V86H98V87L96 86V89H97V90H95V87H94V86H93L94 88L92 87V90H95V91L97 92V93H95L96 99H100V98L105 99V97H106V98H109V97L111 96L112 99L109 98V99L112 101V104H111V105L109 104V103H111L110 100H108V101H110L109 103H108L107 100H106V101H107V102H106V101L103 100V99H101L100 101L98 100L99 102H93V101L91 100L90 96L92 95V92L90 93L89 91H90V89H91L90 87H91L92 84H93V80L96 81V79H97L96 77H98V79L101 78V76H100L99 74L96 75ZM130 73H131V70H129V73H128L127 75H129ZM137 73H138V72H137ZM150 73L152 74V73H153V70H152ZM157 73H158V72H157ZM157 73H156V74H157ZM167 73H165V75H166ZM182 73H183V71H182ZM184 73H183V74H184ZM22 74H23V75H22ZM26 74H27V76L25 77ZM31 74H32V75H31ZM40 74H42V75H40ZM68 74H69V75H68ZM73 74H74V75H73ZM92 74H94V75H92ZM133 74H136V73H133ZM145 74H147L146 77L150 79V77H149L150 74H149V73H145ZM145 74H144L143 77H145ZM153 74H154V73H153ZM153 74H152V75H153ZM156 74H154V75H155V78H156V77H159V76H158L159 74H157V75H156ZM168 74H167V76H168ZM172 74H171V77H170V78H169V77H168V78H165L164 81H166V79H168V80L170 81V79H171L172 77L174 78V75H175V77H176V74H174L173 76H172ZM196 74H197V73H196ZM239 74H240V71H238V69H235L234 72H232L231 74H230V73L225 74V76H226L227 79H226V78H222V77L215 78L214 81L212 82L211 86H208V82H207V81H206V82H207L206 84H205V82H204V84L202 83V82H203L202 80L205 81V79H202V78H201V81H199V83H198V80H200V79H198V80H196V81H195V79H194L195 82H192V83H196V82H197L198 84L196 83L195 85H196L197 87H199V88H196L195 90L190 91V90H192V88L194 89L195 85H193L192 88L190 87V90L184 89V90H186V91H185L186 93H184V90H182L183 88L180 89V90H182V92L184 93V96H182V95H183V93H182V95H181L180 97H184V98H185V96H186V97H187V98H185L186 101H184V99H183V101H182V99L180 100V99L178 98V96L174 97L175 99H171V101H169V99H168V100H167V99H164L165 96H164V98H163V95L166 94V93L164 92L163 95H159V93H158V92H160V91H162V93H163V87L160 85V86H161V87H159L160 91L157 92V90H156V92L158 93V96H159L160 98H159V97L157 96V94L155 93V94H156L155 97H156V96L158 97V99H157V102H158L157 104H158V105H156V106L153 105L154 103H151V99H152V98H151L150 101H149L150 104H147V102H145L146 98H145V100H142V99H144L143 97H147V99L150 98V97L148 96V94H146L147 91H146V90H142V92L144 91V92H143V97H142V99H141V97H140V99H141V101H142L143 103L141 102L140 107H141L142 109H143V107H144V109H143L144 111H141V110H140V109H141L140 107H139V110H140L141 112H143V113H141V114H143V115H145L144 113L146 112V114H148V115H147L148 118H144V119H143L144 116H142V115H141V118H142L143 120H145V119L147 120V119H149V117H151L150 119H152V114H151V116L149 115V113H150L149 110H151V108H152V110L155 109L154 112L152 111L153 114H156L155 112H158L157 116H159V114H163V113H164V115H163V117H164V121H161L162 119H161L160 116H159L160 119H157V120H156V123L153 121L154 119H153V120H150V119H149L151 122H154V125L156 124L155 126H154L153 124L150 126V131L152 132V134H151V133H150V134L152 135L154 141H153L152 139L150 140L151 135L148 133L149 130H148L147 128H145L146 130H144L143 133H145V136L149 134V136H147V137H150V138H149V141H150L151 143H149L148 138L146 139V137H145L144 139H146L148 143L145 142L146 140H143V137H141V138L138 137V138H137V137H136L137 134H134V136H135L134 139L137 138V140H138L139 142L135 143V141L132 140L133 137H132V139H130V141H129V140H127L126 138H123V137H128L127 134H126L127 136L125 135V132H126V131H124V135H125V136H123V137H121V138L117 136V137H118L117 140H118L119 138H120V139L123 138L124 140L126 139L128 142L125 141V143L127 142L126 144L131 145V146L128 147V148L133 147V148H134V151H135V149H137V151H138V152H137V151H135V152L140 153V154H137V153L135 154V152H133V150H132V152H133L134 155H133V154H130V155H129V154H128V151H127V152H125V156H128V155H129V157H128L129 159H128V158H126V157L124 158V156H123V155H124L123 151H124V149H125L124 146H126V145H123V147L120 146L121 149H118V152H119V150H121V152L123 153V154H122V157H123V158H122L121 155H120V156H119V155H116V154H118L117 150L114 151V149H117V148H118V147H117L118 145H116V144H117V141H116V143H115L114 140L111 139V142H113L112 147H115V146H116L115 148H112V150L114 151V152H113V155L110 153L113 157H114L115 155H116V157L118 156V158L121 157V158H122V163L127 159V160H126L127 164H128L129 162H132V164L130 163L131 166L133 165V161H134V160H135V161H138V159H139V162H140V163H139V162H134V164H136V163L139 164V165H137V167H134V166H136V165H133V167H131V166L126 167V166H128V165H125V166L123 165L124 167H122V166L120 165V166L122 167V171H121L120 169H119V171H118L117 166H118V168H119V164H120V163L117 164V162L115 163V161H113V160L118 161V159H117L116 157H115L116 159H115V158H111V157H110V154H109L110 159H108V160H109L108 165H110V167H111L112 169H111L107 164H104V162H105L106 160H103L104 162L101 161L102 163L100 162V164H103L104 166L106 165V167L109 168L110 170L107 169V168H105V167H103V165H101V166L104 168V169H102V170H103V171H102L100 168H98V167H101V166H99V163H97L98 160L95 159V158H93V159H94V162H93V160H92V162L95 163V160H97L96 163H97L98 165L95 164V165H96V166H95V165H93V163H92V166H91V167L95 166V168H94V169H93V168L90 169V166H89V170H90V171H91V170L95 171V170H96V167H97V170L100 169V171H95L94 174H95V175H97V174L100 175V173H101V175L104 176V177H102L101 175H100V176L97 175V178H96L97 181L95 180V182H98V180H99L100 178H102V179L99 180V182H102V183H105V182H106L105 184H107V185H109V183H107V182H111L110 185H112V186H111L110 188L115 189V188H113V185H114V187H115V185H117V184L119 183L118 180H122V181H123V180H125V181L128 180V179H127V178H128V175L131 173V174H130L131 176H129V177H130V178H129L130 180H128V182L131 181V180H133V181H135V183L138 182L137 184H141V183L139 182L140 178H141V179H142V177H143V179H144L145 177L147 178L148 175L151 174V171H152L153 169H154L153 171H156L155 168L152 166L153 163L161 161L162 159L159 160L160 157H161V158H162V157L167 158V156H169L170 152H169V154L167 155L166 152H167L168 150L166 151V149H167V148H170V149L172 150V147H171V146H173L174 143H177L179 140H181L183 137H185L189 132H191V130L188 132L189 128H188L186 125H183V127L185 126L186 128L184 127V129H183L181 132H180V130L178 131L177 128L175 127V125H176V121H177V120H178V121H181V122H183V123H185V121H186V120H185V117L183 116V114L180 113L181 111H179V109L182 107V105H183V108L185 107L186 110H188V109H187V107H188V103H189L190 105H192L193 108L195 109V108H196L195 106L198 104L199 100H200V102L202 101V102H204V103H205V102H208V101L211 100V99H212V103H213V101H214V102L216 101L217 104H218V103H219V104H223V103H224V104H229V103H231V102L234 103L235 101L232 100V99H233V96H232L231 98H229V97H228L229 95H228L226 92H228L230 89L232 90V92H233V89H234V90H235V89L238 90V89H237V85H239V83L241 82V80H240V77H239V76H236V75H239ZM15 75H16V76H15ZM17 75H18V76H17ZM21 75H22V76H21ZM50 75H51V76H50ZM59 75H60V76H59ZM87 75H88V76H87ZM139 75H140V74H139ZM141 75H140V76H141ZM152 75H151V79H152ZM184 75H185V74H184ZM184 75H182V76H184ZM43 76H42V77H43ZM57 76H58V78H57ZM68 76H69L70 78H68ZM89 76L91 77V79H90ZM95 76H96V77H95ZM136 76H137V75H136ZM140 76H139V77H140ZM142 76H141V77H142ZM178 76H179V75H177V77H178ZM182 76H181V77H182ZM187 76H186V77H187ZM199 76H198V77H199ZM17 77H18V78H17ZM20 77H21V78L23 77V78L21 79ZM24 77H25V79H24ZM27 77H28V78H27ZM42 77H41V78H42ZM49 77L51 78V81H50V78H49ZM54 77H55V79H54ZM61 77L63 78V80H62ZM74 77H75L76 79H75ZM87 77H88L89 79H88ZM93 77H94V78H93ZM99 77H100V78H99ZM139 77L137 76L135 79H139ZM141 77H140V78H141ZM200 77H199V78H200ZM12 78H13V80H12ZM82 78H83V80H81ZM86 78L89 80L90 83H92L90 87H89L90 83H89L88 81H86ZM95 78H96V79H95ZM117 78H118V79H117ZM123 78H125V75H124ZM147 78H146V79H147ZM159 78H160V77H159ZM159 78H158V79H159ZM179 78H180V77H179ZM179 78L176 79V80L178 81ZM193 78H192V79H193ZM20 79H21V80H20ZM28 79H29V80H28ZM64 79H65V80H64ZM70 79H71L72 81L75 79V80L73 81L74 83H73ZM102 79H103V78H102ZM104 79H105V78H104ZM142 79H144V78H142ZM142 79H141V80H142ZM149 79H148V80H149ZM156 79H157V78H156ZM180 79H181V78H180ZM187 79H188V78H187ZM187 79L185 78V81H186ZM196 79H197V78H196ZM55 80H56V81H55ZM80 80H81V81H80ZM125 80H126V79H125ZM154 80H155V79L153 78V79L151 80V81H153V82H151L150 80H149L148 82H151V83H154V84H160L161 79L159 80V83L157 82V80H155V82H154ZM173 80H174V79H173ZM173 80H172V81H173ZM182 80H184V78L181 79V81L179 80V82H180V86H178V83H177V85H175L174 82H173V84H172L171 81H170V83H168V82L166 81V84H169L170 86H171V84H172L171 87H173V85H174V87L176 86L175 88L177 89L178 87L181 88V87H184V86L187 84V83H186V84L184 83L185 85H184V84H181ZM189 80H191V79H189ZM20 81H21V82H20ZM22 81H23V82H22ZM39 81H40V82H39ZM49 81L52 82L51 85H50V82H49ZM53 81H54V83H53ZM59 81H60V82L62 81V82L60 83ZM77 81H78V82H77ZM84 81H85V82H84ZM99 81H100V83H99ZM99 81H98V84H99V85L104 83V82L101 83V80H99ZM113 81H114V82H113ZM126 81H128V80H126ZM135 81H136V80H135ZM135 81H134V82H135ZM145 81H146V80H145ZM174 81H175V80H174ZM191 81H193V80H191ZM46 82H48V83H46ZM55 82H56V83H55ZM66 82H67V83H66ZM124 82H125V81H124ZM128 82H129V81H128ZM140 82H141V84H143L142 82H144V80H143V81H140ZM140 82H139V80H138V82H135V83L139 84ZM148 82H147V85L150 84V83H148ZM156 82H157V83H156ZM183 82H184V81H183ZM14 83H13V84H14ZM35 83H32V84L36 85L37 83H36V84H35ZM58 83H59V84H58ZM84 83H85V84L87 83V84L85 85ZM94 83H95V82H94ZM110 83H111V84H110ZM116 83H117V82H116ZM132 83H133V82H132ZM188 83H189V82H188ZM192 83H190V84L192 85ZM15 84H14V87L16 88L17 86H16ZM32 84H31V85H32ZM47 84H48V85H47ZM61 84H62V85H61ZM65 84H66V86H65ZM80 84H82V85H80ZM95 84H96V83H95ZM112 84H113V86H112ZM126 84H128V83H126ZM133 84H134V83H133ZM133 84H132V86H133ZM141 84H140V85H141ZM144 84H145V83H144ZM144 84H143V85H144ZM161 84H162V81H161ZM164 84H165V82H164ZM190 84H189V85H190ZM7 85H8V86H7ZM42 85H43V86H42ZM58 85H59V86H58ZM72 85H73V86H72ZM75 85H76V87H75ZM116 85H117V86H116ZM123 85H124V84H123ZM129 85L131 86V84H128V85H127L128 87H126V88H129V87H130ZM145 85H146V84H145ZM145 85H144V87H146L147 89H148V87H150L149 85H148V87H147V85H146V86H145ZM150 85H151V84H150ZM169 85H168V87H169ZM182 85H183V86H182ZM189 85H188V86H189ZM49 86H51V88H50ZM61 86H62L63 88H62ZM67 86H68V87H67ZM87 86H88V87H87ZM124 86H126V85H124ZM132 86H131V87H132ZM134 86H135V87H138V85L136 86V84H135ZM152 86H153V87H155V86L158 87V85H155V86H154L153 84H152ZM165 86L167 87V85H165ZM177 86H178V87H177ZM188 86L186 85L185 87L187 88ZM14 87H13V88H14ZM34 87L36 88V86H34ZM60 87H61V88H60ZM66 87H67V88H66ZM78 87H80V88H78ZM85 87H86V89H85ZM110 87H112V89H111ZM121 87H122V86H121ZM141 87H142V86H141ZM144 87H143V88H144ZM153 87H152V88H153ZM171 87H169V88H171ZM1 88H2V89H1ZM31 88H33V86H32ZM35 88H34V89H35ZM48 88H49V89H48ZM59 88H60V89H59ZM68 88H70V89H68ZM73 88H74V89H73ZM83 88H84V89H83ZM119 88H120V87H119ZM146 88H145V89H146ZM150 88H151V87H150ZM150 88H149V90H150V94L152 95V93H151V89H152V88H151V89H150ZM161 88H162V89H161ZM169 88H168V89H169ZM229 88H230V89H229ZM36 89L40 90V88H38V87H37ZM50 89H51V90H50ZM62 89H63V91H62ZM64 89H67V90H64ZM72 89H73V90H72ZM88 89H89V90H88ZM110 89H111L112 91H111ZM130 89H131V88H130ZM155 89H156V88H155ZM159 89H158V90H159ZM173 89H174V88H173ZM188 89H189V88H188ZM48 90H49V91H48ZM69 90H70V91H69ZM71 90H72V91H71ZM75 90H76V91H75ZM81 90H82V91H81ZM83 90H87V91H84V92H83ZM100 90H102V89H100ZM106 90H107V89H106ZM117 90H118V89H116L114 92H116V93L119 92V91H117ZM122 90H123V89H122ZM124 90H125V89H124ZM137 90H138V88H137ZM137 90H134V92L136 91L135 94H137ZM139 90H140V88H139ZM139 90H138V92H139ZM165 90H167V89H165ZM171 90H172V89L167 90V91H171ZM231 90H230V92H228V93H231ZM236 90H235V91H236ZM55 91H57V92H55ZM58 91H59V92H58ZM66 91H68V92H66ZM74 91H75V93H74ZM79 91H80L81 93H80ZM95 91H93V93H94ZM132 91H133V88L131 89V92H132ZM145 91H146V92H145ZM188 91H190V93H189ZM235 91H234V92H235ZM2 92H3V93H2ZM33 92H35V93L33 94ZM42 92H43V89H42ZM44 92H45V91H44ZM72 92H73V93H72ZM76 92H79V93H76ZM88 92L90 93L89 97H85V95H87L86 93H88ZM100 92H101V91H100ZM129 92H130V91H129ZM142 92H141V90H140L139 93H142ZM152 92H155V91H152ZM174 92L177 93V92L175 91V89H174ZM234 92H233V93H234ZM236 92H237V91H236ZM39 93H40V92H39ZM45 93H46V92H45ZM55 93H56V95H55ZM58 93H59L60 96L58 95ZM66 93H68V94H66ZM84 93H85V94H84ZM103 93L101 92L100 94H103ZM124 93H125V92H124ZM139 93H138V95H139ZM144 93H145V96H144ZM148 93H149V92H148ZM169 93H170V94H169ZM169 93H168V95L172 96L171 94L173 93V90H172V92H169ZM175 93H174L173 95H176ZM188 93H189V95H187ZM223 93H226V94L224 95ZM233 93H231V94L233 95ZM27 94H28V93H27ZM50 94H51V95H50ZM63 94H65V96H64ZM72 94H74L75 96L72 95ZM78 94H79L80 96H79ZM117 94H118V93H117ZM130 94H131V93H129L128 95L125 94V95L127 96L126 98H128V96H129ZM133 94H134V93H133ZM133 94H132V96H133ZM135 94H134V95H135ZM150 94H149V95H150ZM153 94H154V93H153ZM160 94H161V92H160ZM185 94H186V95H185ZM218 94H219V95H218ZM220 94H221V97H220ZM231 94H230V95H231ZM237 94H238V93H237ZM31 95H33L34 98H32L33 96H31ZM37 95H38V96H37ZM54 95H55V97H54ZM68 95H69V97H68ZM71 95L73 96V98H72ZM77 95H78V96H77ZM82 95H83V96H82ZM138 95H136V96H138ZM140 95H142V94H140ZM168 95L166 94V98H167ZM223 95H224V96H223ZM30 96H31V97H30ZM47 96H48V97H47ZM49 96H51V97H49ZM56 96H57V97H56ZM63 96H64V97H63ZM116 96H117V95H116ZM152 96H153V95H152ZM215 96H217V97H215ZM222 96H223L224 98H223ZM225 96H226V97H225ZM36 97H37V98H36ZM62 97H63V98H62ZM65 97H66V98H65ZM78 97H80L79 100H78ZM97 97H99V98H97ZM124 97H125V96H124ZM130 97H131V96H130ZM153 97H154V96H153ZM155 97H154V98H155ZM219 97H220V99H222L221 101H219ZM82 98H84V100H83ZM85 98H86V99H85ZM87 98H90V100L92 101V103H91V101L88 102V101H87ZM126 98H124V99L126 100ZM135 98H136V97H134V99H135ZM138 98H139V97H137V99H138ZM168 98H169V97H168ZM170 98H171V97H170ZM176 98H178V99H176ZM15 99H14V100H15ZM27 99H29V100H27ZM31 99H32V100H31ZM59 99H60V100H59ZM61 99H62V101H61ZM64 99H65V100H64ZM66 99H67V100H66ZM69 99H71V101H69ZM92 99L94 100L95 97L92 98ZM96 99H95V101H97ZM137 99H136V100H137ZM140 99H138L137 101H139ZM234 99H235V97H234ZM3 100H4V102H2ZM14 100H13V101H14ZM58 100H59V101H58ZM76 100H77L78 102H77ZM102 100H103V101H102ZM113 100H114V102H113ZM127 100H128V99H127ZM129 100H130V98H129ZM131 100H133V97L131 98ZM153 100H154V99H153ZM155 100H156V99H155ZM158 100H159V101H158ZM175 100H176V101H175ZM179 100H180V101H179ZM33 101H34V102H33ZM48 101H49V102H48ZM57 101H58V103H57ZM65 101H67V102H65ZM80 101H81V102H80ZM83 101H85V102L87 101V104L89 103L88 106H87V104H86L85 102H83ZM101 101H102V103H101ZM134 101H135V100H134ZM173 101H175V102H174L173 104H171ZM178 101H179V102H178ZM59 102L62 103V104L60 103L61 106L59 105ZM63 102H64L65 105H63ZM75 102H76V103H75ZM105 102H106V103H105ZM124 102H127V101H124ZM135 102H136V101H135ZM139 102H140V101H139ZM152 102H155V101H152ZM170 102H171V103H170ZM209 102H210V101H209ZM1 103H2V105H1ZM19 103H20L21 105H20ZM33 103H35V104H33ZM48 103H51V107H50V108H49V106H48V105H49ZM53 103H55V104H53ZM84 103H85L86 105H85ZM90 103H91V105H90ZM93 103H94V104H93ZM176 103H177V104H176ZM216 103H215V104H216ZM236 103H237V101H236ZM44 104H45V103H44ZM47 104H48V105H47ZM81 104H83V105L81 106ZM95 104H96V105H95ZM100 104H101V105H100ZM106 104H107V105H106ZM116 104H117V105H116ZM124 104H125V103H124ZM124 104H123V108H124V106L126 105V104H125V105H124ZM130 104H131L130 101H129V104H128V102H127L128 107H129ZM144 104H145V105H144ZM151 104H152L153 106H152ZM174 104H175V105H174ZM181 104H182V105H181ZM195 104H196V105H195ZM213 104H214V103H213ZM217 104H216V105H217ZM19 105H20V106H19ZM62 105H63V106H62ZM76 105H75V106H76ZM104 105H106V106H104ZM108 105H110V106H108ZM127 105H126V106H127ZM132 105H133V104H132ZM138 105H139V104L137 103L136 106H138ZM142 105H143V106H142ZM147 105H151V106H147ZM216 105H214V106H216ZM1 106H2V107H1ZM33 106H29V107H28V108H30V110H31V114H33V115H31L32 119H31L30 122H31L32 125H36L37 122H38V121H37L38 119H37L36 117L38 116L37 113H39V112H37V110H38L39 108L36 107L37 105L35 106V108H34ZM70 106H68V107H70ZM83 106H84L86 109L89 107L88 110H85V108H83ZM90 106H92V107L90 108ZM95 106H96V107H95ZM97 106H99V107H97ZM100 106H101V107H100ZM107 106H108V107H107ZM112 106H113V105H112ZM114 106H113L112 109H115ZM130 106H131V105H130ZM134 106H135V103H134L133 107H134ZM136 106H135L134 108H135L136 111H137L138 108H136ZM180 106H181V107H180ZM214 106H213V107H214ZM218 106H219V105H218ZM221 106H222V105H220V107H221ZM3 107H5V108H3ZM18 107H20V108L18 109ZM21 107H22L23 109H22ZM44 107H45V105H44ZM52 107H53V108H52ZM79 107H82L83 109L81 110V108H80V111H79ZM105 107H106V108H105ZM146 107H147V108H146ZM148 107H150V109H149ZM179 107H180V108H179ZM189 107H190V106H189ZM189 107H188V108H189ZM65 108H67V107H65ZM123 108H122V110H123ZM224 108H225V107H224ZM224 108H223V109H224ZM33 109H35V110H33ZM47 109H48V113L50 112V110L52 111V109H53V111L50 113V115L47 114ZM55 109H56V108H55ZM69 109H70V108H69ZM112 109H111V110H112ZM146 109L149 111L148 113H147ZM217 109H218V111H217ZM219 109H220V108H219V107L217 108V106H216V109H214L215 112L213 111V112L215 113V115H216V113H218L219 115H220L221 113H224L223 110H221L222 107H221V109H220L222 112L219 113V111H220ZM6 110H8V111H6ZM13 110H14V111L16 110V112H14ZM19 110H21V111H19ZM30 110H29V111H30ZM66 110H67V109H66ZM66 110H64L63 112L65 113ZM71 110H73V108H72ZM71 110H68V111H70V113L66 112V113H68L69 117H70V114L73 113V112H71ZM76 110H77V111H76ZM89 110H90V111H89ZM115 110H116V109H115ZM115 110H114V112H116ZM180 110H181V109H180ZM18 111H19L20 114L18 113ZM33 111H35V112H33ZM39 111H41V110H39ZM42 111H43V110H42ZM59 111H60V109H59ZM73 111H74V110H73ZM224 111H225V110H224ZM2 112H3V113H2ZM32 112H33V113H32ZM56 112H57V110H56ZM61 112H59V113H61ZM75 112H74V113H75ZM103 112H102V113H103ZM177 112H179V113H177ZM14 113H16V115H15ZM53 113H55V112H53ZM57 113H58V112H57ZM57 113H55V114L58 116ZM66 113H65V116H64V114L62 115V113H61V115H59V116H61V117H62V116L65 117L64 120H65V119H66V120L68 119V122H69V121H70L69 119H70L71 117L68 118V117H67L68 115H67ZM90 113H89V114H90ZM175 113L179 115V119H177L178 115H176V116H177V117H176V116H175ZM13 114H14V116H13ZM36 114H37V115H36ZM42 114H43V113H41L40 117L45 115V109H44V115H42ZM80 114H79V115L77 114V115L80 116ZM167 114H168V116H170L171 114H172V116L174 115L175 118H176V119H175L176 121L174 120V117H168V116H165V115H167ZM169 114H170V115H169ZM218 114H217V115H218ZM17 115H19L20 117H19V116L17 117ZM21 115H22V114H21ZM46 115H45V116H46ZM66 115H67V116H66ZM86 115H87V114H86ZM217 115H216V116H217ZM223 115H224V114H222V117H223ZM53 116H54V114H53ZM57 116H56V118H57ZM75 116H76L75 114H74V116H73V114H72V118L75 117ZM161 116H162V115H161ZM199 116L201 117V116H202V113H200ZM15 117H17V119H16ZM34 117H35V118H34ZM38 117H39V116H38ZM47 117H46L47 120L50 119V122L53 121V120H52L53 117H51V118H50V117L47 118ZM61 117L58 118V119H61ZM66 117H67V118H66ZM165 117H166V118H165ZM167 117H168L169 119L171 118L170 120H172V119H173V120H172L171 122H169V123H166V121H167V122L170 121ZM219 117H221V116H219ZM219 117H218V118H219ZM222 117H221V118H222ZM18 118H19V119H18ZM56 118L54 117L53 119H56ZM76 118H79V117H75V119H76ZM221 118H220V119H221ZM33 119H34V120H33ZM58 119H57V121L55 120V122L53 121L54 124H56V122H58V124H60V123L63 124V122H60V123H59ZM80 119H81V118H80ZM213 119H214V122H216V119H215V118H212V121H213ZM32 120H33V121H32ZM61 120H62V119H61ZM64 120H63V121H64ZM71 120H72V119H71ZM143 120H142V121H143ZM146 120H145V121H146ZM149 120H148V121H149ZM3 121H4V122H3ZM17 121H18V123H17ZM36 121H37V122H36ZM22 122H23V121H22ZM34 122H35L36 124H33ZM50 122H49V123H50ZM65 122H66V121H65ZM65 122H64V124H65ZM72 122H73V121H71L70 123H72ZM164 122L166 123L165 125H164ZM199 122L201 123V122H202V119H200ZM205 122H206V123L204 124L205 127H209V126H210V123H209V126H208V122H207V121H205ZM49 123L47 124L48 127H49ZM133 123H134L133 125H136V121H133ZM143 123H144V125L146 124L144 121H143ZM216 123H217V122H216ZM22 124H23V123H22ZM50 124H52V123H50ZM58 124H57V125H58ZM64 124L61 125V127L63 126V127L61 128V130H65V129L67 128V126H66V128L64 127L65 125H67V123H66L65 125H64ZM206 124H207V125H206ZM57 125H56V126H57ZM144 125L141 123V126H142L143 128L145 127ZM158 125H159V126H158ZM161 125H162V126H161ZM18 126H19V125H18ZM56 126H55V127H56ZM59 126H60V125H59ZM127 126L129 127V125H127ZM152 126H153V128H152ZM157 126H158L159 128H158ZM176 126H177V125H176ZM14 127L17 128L16 126H14ZM48 127H47V129H49ZM51 127H52V125H51ZM55 127L53 126L52 129H54ZM142 127L139 129V132H142V131H143V130H142ZM146 127H147V126H146ZM154 127H155V128H154ZM156 127L158 128V130H157ZM160 127H161V128H160ZM163 127H164V128H163ZM168 127H169V128H168ZM177 127H178V126H177ZM183 127H182V128H183ZM201 127H203V126H201ZM5 128H6V127H5ZM5 128H4V129H5ZM18 128H19V130H21V127H18ZM114 128H115V127H114ZM114 128H113V129H114ZM182 128H180V129H182ZM203 128H204V127H203ZM4 129H2V130L4 131ZM52 129H51V130H52ZM55 129H57V131H58V129H59L58 126H57V128H55ZM116 129H117V128H115V130H116ZM153 129H154V130H153ZM165 129L168 130L167 133L165 132V131H166ZM13 130H14V128L11 130V131L13 132V134H14L15 131H13ZM106 130H107V131H110V130H108V129H106ZM120 130H121V129L116 130V132L118 131L117 134H119ZM140 130H142V131H140ZM152 130H153V131H152ZM164 130H165V131H164ZM0 131H1V130H0ZM48 131L50 132V130H48ZM52 131H53V130H52ZM57 131L54 130V131H53L54 134H53L52 132H50V135H51V133H52L53 135H55V136H57V137H58L59 135H60V137H61L62 135H61L60 133H62V132H60V133L58 134ZM59 131H60V129H59ZM95 131H96V132H100V131H101L102 133H101V132H100V133H101L102 135H104V136H105V135H111V138H112V136L115 134V133H114V134L112 133L113 135L110 134L111 131H110L108 134H106L104 131H102V130H100V129H95ZM107 131H106V132H107ZM147 131H148V132H147ZM156 131H158V132H156ZM163 131L165 132V135L170 133L169 135H166V136H168V139H164V138L166 137V136H165L164 138H163V137L161 138L162 140H161V139L159 140L158 138H160V136H157V135H158L157 133H159V132L162 133ZM4 132H5V131H4ZM4 132H2V131L0 132V134H1V138H2V133H4ZM12 132H11V133H12ZM17 132H18V130L16 131V133H17ZM92 132H93V130H92ZM96 132H94V133H96ZM114 132H115V131H114ZM122 132H123V129L121 130V133L119 134L120 136H122ZM153 132H156V133H154L155 135L153 134ZM164 132H163V133H164ZM11 133H9V132L6 133V132H5V135H4V136H5L6 138H7V137H8V138H9V137L12 138L14 135H13V134H12L13 136L10 135ZM94 133H93V134H94ZM146 133H148V134H146ZM161 133H160V135H161ZM8 134H9L10 136H9ZM45 134H46V133H45ZM117 134H115V135H117ZM138 134H139V136H142L141 133H138ZM6 135H8V136H6ZM18 135H19V134H17V135L14 136L15 139L17 138ZM46 135H47V134H46ZM46 135H45V136H46ZM132 135H133V134H132ZM48 136H49V134H48ZM155 136H156V137H155ZM5 137H4V138H5ZM51 137H52V135H51ZM51 137H48V139L51 138ZM60 137H58V138H59V139H62V137H61V138H60ZM154 137H155L156 139H155ZM4 138H3V139H4ZM8 138H7V139H8ZM46 138H47V136H46ZM53 138H54V139L52 140V142L56 139L54 136H53ZM129 138H130V137H129ZM139 138H140V140H139ZM166 138H167V137H166ZM3 139H0V140H1V142H0V146L2 145V143H4V144H3V147H7L8 144H11L12 142L15 143V141H17V139L15 140V139H13V138H12V139H13L12 142H11V140H6V139H4V140H6V141H10V142H11V143L8 142V144H7V146H6V144H5L6 141L4 142ZM18 139H19V137H18ZM48 139H46V141H47ZM82 139H83V138H80V140H82ZM141 139H142L143 142L141 141ZM163 139H164V140H163ZM2 140H3V142H2ZM112 140H113V141H112ZM124 140H122V141H124ZM131 140H132V141H131ZM137 140H136V141H137ZM158 140H159V141H158ZM50 141H51V139L48 140L47 143H51ZM61 141L64 142V143H61ZM61 141L58 140V142L61 143V144H65V143H66V141H63V139H62ZM119 141H120V143H121V140H118V142H119ZM21 142H24V141H21ZM54 142H57V139H56V141H54ZM58 142H57V143H58ZM79 142H80V141H79ZM82 142H83V141H82ZM82 142H80V143H81V144H84V142H83V143H82ZM144 142H145V143H144ZM14 143H12V144H14ZM57 143H56V144H57ZM59 143H58V144H59ZM120 143H118V144H120ZM22 144H24V143H22ZM30 144H31V143H30ZM33 144H34V143H32V146H33ZM38 144H39V143H38ZM54 144H55V143H53V146H52V147H54ZM61 144H60V147L64 146V147H66V148L68 149V150H67V154H68V153H69V152H68V151H69V148H71V147H67L66 145H68V144H66V145H62V146H61ZM121 144H123V142H122ZM168 144H169V145L172 144V145H170V147H168V146H169ZM34 145H35V144H34ZM47 145H48V144H47ZM47 145H46V149H45L46 151H45V152H48V150H47ZM51 145H52V144H51ZM113 145H114V146H113ZM147 145H148V146H147ZM166 145H168V146H166ZM23 146H24V145H23ZM38 146H39V145H38ZM38 146H37V147H38ZM48 146H50V145H48ZM110 146H111V145H110ZM141 146H142V147H141ZM1 147H2V146H1ZM9 147H10V145H9ZM57 147H58V146H57ZM60 147H58V148H60ZM149 147H150V148H149ZM166 147H167V148H166ZM7 148H8V147H7ZM23 148H24V147H23ZM28 148H29V146H28ZM28 148H27V149H28ZM31 148H33V147H31ZM31 148H29V149H31ZM48 148H49V147H48ZM54 148L56 149V145H55ZM58 148H57V149H58ZM110 148H111V147H110ZM122 148H124L123 151H122ZM143 148H144V149H143ZM145 148H146V151H143V150H145ZM4 149H6V148H4ZM27 149H26V150H27ZM55 149H54V151H55ZM57 149H56V150H57ZM63 149H64V148H63ZM63 149H62V150H61V149H58V151H57V155H55L56 153H54L55 157L57 156V158L55 159V161H56L57 159H59V156H58V155H59V153H60L61 151H62V154H61L62 156L60 155V158L62 157V159H63V155L65 154L64 151L66 152V149H64V151H63ZM126 149H127V148H126ZM147 149H148V150H147ZM197 149H198V148H197ZM51 150H52V149H50V151H51ZM129 150L131 151V149H129ZM163 150H164V151H163ZM31 151H32V149H31ZM54 151L52 150V152H54ZM59 151H60V152H59ZM139 151H141V152H139ZM165 151H166V152H165ZM169 151H170V150H169ZM58 152H59V153H58ZM115 152H116V154H115ZM121 152H120L119 154H121ZM31 153H32V152H31ZM49 153H51V152H49ZM49 153H47V155L44 154L45 158L48 159V160H50V157H48ZM167 153H168V152H167ZM51 154L53 155V153H51ZM67 154H66V155H67ZM114 154H115V155H114ZM126 154H127V155H126ZM164 154H166V155H164ZM32 155H34V154H32ZM36 155H37V154H35V156H36ZM52 155H49V156H52ZM162 155H164V156H162ZM35 156H34V157H35ZM105 156H106V155H105ZM105 156H104V157H105ZM107 156H108V155H107ZM107 156H106V157H107ZM34 157H32V158H34ZM55 157H53L52 159H54ZM64 157H65V156H64ZM109 157H108V158H109ZM188 157H189V156H188ZM89 158H90V156H89ZM140 158H141V159H140ZM101 159H106V158L101 157ZM101 159H100V160H101ZM184 159H186V160H184ZM184 159H183V160H184L185 162H190V161H192L191 156H190L188 159H187V157L184 158ZM31 160H32V159H31ZM100 160H99V161H100ZM111 160H112L113 163H115L116 165L112 164ZM123 160H124V161H123ZM183 160H182V161H183ZM35 161L37 162L36 158H35ZM119 161H121V160H119ZM119 161H118V162H119ZM184 161H183V162H184ZM32 162H34V159L32 160ZM32 162H31V163H32ZM107 162H108V161H107ZM107 162H106V163H107ZM149 162H153V163H149ZM37 163H38V162H37ZM49 163H50L49 161H48V162L46 161L45 165L42 166V168L45 166V167L43 168V171H44V169H45L44 172H47V174L44 173L43 171H42V172H43L44 174H46V176H48V177H49V174L53 173V170L55 169V167H53V166L51 165V166L53 167V168L49 169L51 173L48 172V168H47L48 165H47V164H49ZM122 163H121V164H122ZM142 163H143V164H142ZM124 164H126V163H124ZM147 164L150 165L153 169H152L150 166H149L150 169H149L147 166H145V165H147ZM151 164H152V165H151ZM155 164H157V163H155ZM155 164H154V165H155ZM38 165H39V164H37V166H38ZM41 165H42V164H40V166H41ZM49 165H50V164H49ZM157 165H158V164H157ZM157 165L155 166L156 168H157ZM34 166H36V163H35V164L33 163V170H32V173H33L32 175H33V176H32V177H34V175H36V176L38 175V178H36V176H35V178H36V179H39V176H40V175L38 174V172L40 171L41 167L39 166V168H40V169H39L38 167L35 168ZM51 166H49V167H51ZM141 166H142V167H141ZM144 166H145V167H144ZM102 167H101V168H102ZM113 167L116 168V170H115ZM140 167H141V168H140ZM143 167H144V169H143ZM34 168H35L36 170H37V168H38L39 171L37 170V172H36V170H35ZM123 168H124L125 171L123 170ZM105 169H106L107 171H108V170H109V171L106 172ZM113 169H114V171H116V172H115L116 174H113V173H114V172L112 171ZM147 169H148V172H149L150 174L147 172ZM151 169H152V170H151ZM127 170H129V172L126 173ZM133 170H134V171H133ZM135 170H136V171H135ZM141 170H142V172H141ZM143 170H145V171H143ZM149 170H150V171H149ZM33 171H35V174H34ZM93 171H92V172H93ZM120 171H121V173H120ZM132 171L136 173V176H135V175H134V177L132 176V175H133V174H132V173H133ZM99 172H100V173H99ZM103 172L106 173V174L108 173V176H109V177H106L107 175H105ZM117 172H118V173H117ZM124 172H125V173H124ZM143 172H144V173H143ZM39 173H40V172H39ZM43 173H40V174H42V176H44ZM96 173H97V174H96ZM123 173H124V174H123ZM128 173H129V174H128ZM135 173H134V174H135ZM140 173H141V174H140ZM154 173H155V172H154ZM103 174H104V175H103ZM109 174L111 175V177H112V175H113V177L111 178ZM119 174H120L123 178H121V176H120ZM125 174H126V175H125ZM127 174H128V175H127ZM145 174H148V175L146 176ZM114 175L116 176V177H115L116 180L113 179V178H114ZM123 175H124V176H123ZM140 175H141V176H140ZM143 175H144V176H143ZM152 175H153V174H152ZM139 176H140V177H139ZM150 176H151V175H150ZM44 177H45V176H44ZM119 177H120L121 179H120ZM125 177H126V179H125ZM132 177H133V178L137 177V179H136V178L133 179ZM138 177H139V180H138ZM105 178H106V179H105ZM107 178H108V179H107ZM146 178H145V179H146ZM40 179H41V176H40ZM65 179H66V178H65ZM65 179H64V180H65ZM103 179H104V180H103ZM112 179L114 180V182H113ZM143 179H142V180H143ZM66 181H67V180H65V182H66ZM72 181H73V182H72ZM75 181H76V180H74L73 178H71V182H72V183H75ZM103 181H104V182H103ZM122 181H121V182H122ZM140 181H141V180H140ZM63 182H64V181H63ZM65 182H64V183H65ZM68 182H70L69 179H68ZM68 182H66V183H68ZM71 182H70V183H71ZM77 182L81 184V182H79V180L76 181V183H77ZM121 182H120V183H121ZM142 182H143V181H142ZM61 183H62V182H61ZM70 183H68V184H70ZM72 183H71V185H72ZM76 183H75V185H77L76 187H78L79 184H78V183L76 184ZM116 183H117V184H116ZM120 183H119L118 185L124 184V182H122L121 184H120ZM126 183H127V182H126ZM126 183H125V184H126ZM133 183H134V182H133ZM128 184H131V182H129ZM61 185H62V184H61ZM61 185H60V188H62V189H61V190L59 189L60 191L58 190V188H59L58 186H59V185L57 186L58 188L55 189V190H57V191H56V194L54 193L55 190L53 189V190H54L53 192H52V191H51V193L49 192V193L47 194V196L44 197V198H45V199H44L45 202H42V203L44 204V205H43V208H41L42 206H41V207L39 206V207H38L39 209L36 208V209H35L34 211H32V213H31V214H33V213H34V214L36 213V214H35V215L33 214V216L30 215V216H32V219H31V220L34 221V222H36V220L39 218V219L37 220V222L39 221V223H37V225L39 226V227H37L38 229H39V228H40V229H43V231H45V229L50 230V235L48 234V236L44 234L45 232H44L43 234L41 233L42 236L44 235L43 238H45V239H43L42 243H41V239L39 240V241H40L39 243H41V244L48 243L49 241H48V242H46V241H47L48 239H50V237H51V238L53 237L52 240H54V239H56V238H57L56 240H58V238H62V236H63L64 238H62V239H63V240H67V238H66V237H68V236H67V232H63V230H62V233H64V234L66 235V237H65L64 235L59 236L61 232H60L59 234H57V233L54 232L55 235L58 236V237L55 238V237H54L55 235H54V236H51V235H53V231H52V229H51V228H48V227H49L48 223L50 224V222L52 221V220L50 221V219H49L50 217H48V216H49L50 214L53 213V212H52V211H54V210H53V209H54L53 207H54V206L56 207V205H58V202H59V201H62L63 198H61V197H65V196H66V195H64V196L62 195V193L65 192V191H63V189H64L63 186H64V185H63V186H61ZM66 185H67V184H65V186H66ZM71 185H70V186H71ZM75 185H73V187H75ZM118 185L116 186V187H117V188H116L117 191H118V187H119ZM126 185H127V184H126ZM131 185H132V184H131ZM134 185H136V184H134ZM65 186H64V187H65ZM70 186H69V187H70ZM66 187H68V185H67ZM66 187H65V188H66ZM71 187H72V186H71ZM71 187H70V188H71ZM121 187H122V186H121ZM121 187H119V189H120ZM123 187H125V186L123 185ZM126 187H128V186H126ZM129 187H130V186H129ZM131 187H132V186H131ZM131 187H130V188H131ZM134 187H136V186H134ZM70 188H69V189H70ZM137 188H140L139 185H138ZM66 189H68V188H66ZM66 189H65V190H66ZM69 189H68V190H69ZM122 189H123V188H122ZM126 189H127V188H126ZM126 189H125V190H126ZM128 189H129V188H128ZM128 189H127V190H128ZM68 190H67V191H68ZM71 190H73V189L71 188L70 191H68V192H71ZM139 190H140V189H139ZM61 191H63V192H61ZM109 191H111V190H108V191H106L105 193L108 194ZM57 192H58V193H57ZM68 192H65V194H67ZM118 192H120V191H118ZM139 192H140V191H139ZM71 193H73V192H71ZM71 193H70V194H71ZM105 193H104V195H105ZM109 193H112V194L114 193V195H115V192H109ZM140 193H141V192H140ZM54 194H55V195H54ZM117 194H118V193H117ZM161 194H162V193H157V195H161ZM108 195H109V194H108ZM139 195H140V194H139ZM67 196H68L69 199L73 197L72 194L70 195V196H72V197H69L68 194H67ZM111 196H112V195H111ZM140 196H141V195H140ZM59 198H60V200H59ZM68 198H66V199H68ZM137 198L140 199L139 196H138ZM64 199H65V198H64ZM138 199H137V201H138ZM44 200H43V201H44ZM57 200H58V202L55 204V202H56ZM140 200H141V199H140ZM140 200H139V203H140L139 205H141ZM69 201H70V200H69ZM69 201L67 202V200H66L67 203H69ZM137 201H135V202H137ZM63 202H64V201H63ZM54 204H55V205H54ZM59 204H60V203H59ZM62 204H64V203H62ZM41 205H42V204H41ZM137 205H138V203H137ZM135 206H136V204H135ZM51 208H52V209H51ZM56 208H59V207H56ZM56 208H55V209H56ZM105 208H107V210H108L109 207H108V206H105ZM105 208H104V210H105ZM109 209H111V208H109ZM45 210H47V212H45ZM51 210H52V211H51ZM107 210H106V211H107ZM50 211H51V212H50ZM106 211H105V214L103 213V215H105V218H106L105 220H106L107 222H106V221H105V222H102V223H103V224H102L103 226L99 224L98 227H97L98 229H100V226H102V232H101V236H100L99 238L102 237L101 239H104V237H105V239L109 242V243L107 242L109 245H110V243H114V245L116 244V245H115V248L119 247L120 250H121V247H122V248H125V247H131L132 250L137 249V248H140V247H141V244H140L141 242L139 243V242L137 241L138 244H139L140 246H139L138 244H137L136 246L134 245L135 243H137L136 240L141 239V238H140V237H141L140 233L138 234V236L140 235V237H136L137 234H134V233H132L131 236H130V231H131V230H135V231H136L134 224L137 225V224H138V221H137L136 219H134L133 217H125V216H124V218H120V217H123V216H121V214H119V215L117 216V214H113V212H110V211L108 210L109 213H108V212H107V213H108V214H112L111 216H113L112 219H111L110 215H109V217H107L108 214L106 213ZM111 211H112V210H111ZM37 212H38V213H37ZM48 212H50V214H49V215H46V214H48ZM54 212H55V211H54ZM45 213H46V214H45ZM139 213H141V210L138 212V214H139ZM37 214H38V215H37ZM106 214H107V215H106ZM36 215H37V216H36ZM45 215H46L48 218H47ZM103 215H102V217H104ZM123 215H125V214H123ZM38 216H39V217H38ZM50 216H51V215H50ZM114 216H115V217L117 216V217H119V218H118V219L116 218V220H115V219H114ZM33 217H34V218H33ZM37 217H38V218H37ZM51 217H52V216H51ZM30 218H31V217H30ZM34 219H36V220H34ZM47 219H49V220H47ZM101 219H102L101 221H103L104 218H101ZM109 219H110V222H109ZM29 220H30V219H29ZM31 220H30V221H31ZM47 221H49V222L47 223ZM34 222H31V223H30V224L33 223V224H32V227H34V225L36 224V223H34ZM40 224L43 226L42 228L40 227V226H41ZM59 224H61V223H59ZM50 225H51V224H50ZM35 226H36V225H35ZM63 226H64V225H63ZM131 226H132L134 229H133V228L130 229ZM50 227H51V226H50ZM61 227H62V226H61ZM35 228H36V227H34V229H35ZM44 228H45V229H44ZM97 228H96V230H98ZM32 229H33V228H32ZM32 229H30V230H32ZM47 230H46V233H47ZM32 231H33L32 234H34V233H35V232H34L35 230H32ZM40 231H41V230H39L38 232H40ZM43 231H42V232H43ZM51 231H52V232H51ZM98 231H99V230H98ZM98 231H96V232L98 233ZM100 231H101V230H100ZM138 231H139V230H138ZM36 232H37V231H36ZM38 232H37V233H38ZM140 232H141V231H140ZM128 233H129V234H128ZM38 234H40V233H38ZM104 234H105V235H104ZM36 235H37V234H35L34 236H36ZM41 235H40V236H41ZM99 235H100V233H98V236H99ZM134 235H135V236H134ZM30 236H32V238H34L33 235H30ZM46 236H47V238H46ZM49 236H50V237H49ZM127 236H128V237H127ZM129 236H130L131 238H129ZM38 237H39V236H37V238H38ZM134 237L138 238V239H136V240L134 239V240H135V243H134V241H131V239L134 238ZM32 238L30 237V239H32ZM39 238H42V237H39ZM65 238H66V239H65ZM68 238H69V237H68ZM110 238H112L113 240H110ZM105 239H104V240H105ZM129 239H130V240H129ZM59 240H60V239H59ZM109 240H110L111 242H110ZM127 240H128V242H127ZM44 241H45V242H44ZM112 241H114V242H112ZM115 241H116V242H115ZM125 241H126V242H125ZM130 241H131V242H130ZM139 241H141V240H139ZM50 242H51V241H50ZM52 242H53V245H54V241H52ZM52 242H51V243H52ZM55 242H56V241H55ZM51 243H50V244H51ZM105 243H106V242H103L102 244L104 245ZM107 243H106V244H107ZM125 243H126V244H125ZM23 244H24V243H23ZM25 244H26V243H25ZM50 244L48 243V245H50ZM102 244H101V245H102ZM108 244H107V245H108ZM21 245H22V244H21ZM21 245H20V246H21ZM29 245H31V244L28 243V245H27V244H26V245H22V247H23V246H26V247H27V246H29ZM45 245H47V244H45ZM55 245H56V244H55ZM107 245H105V246H107ZM127 245H129V246H127ZM131 245H132V246L134 245V246H133L134 249L132 248ZM51 246H52V244H51ZM51 246H47V247H51ZM137 246H139V247H137ZM30 247H31V246H30ZM39 247L41 248V246H39ZM42 247L45 248L44 245H42ZM37 248H38V247H37ZM106 248H107V247H106ZM119 248H118V250H119ZM128 249L130 250V248H128ZM120 250H119V251H120ZM125 250H126V249H125ZM116 251H117V250H116ZM134 251H135V250H134ZM139 251H140V252H139ZM136 252L141 253V248L138 249V250H136Z\"/></svg>",
	"mask_w": 264,
	"mask_h": 264
}]
</instances>
